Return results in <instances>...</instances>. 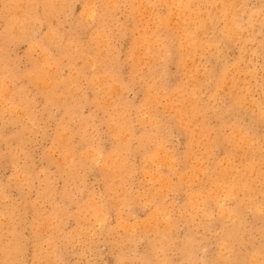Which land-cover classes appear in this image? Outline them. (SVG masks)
Listing matches in <instances>:
<instances>
[{
    "label": "rangeland",
    "instance_id": "rangeland-1",
    "mask_svg": "<svg viewBox=\"0 0 264 264\" xmlns=\"http://www.w3.org/2000/svg\"><path fill=\"white\" fill-rule=\"evenodd\" d=\"M51 1H53L52 5L50 4ZM137 1L138 3L140 2L139 3L140 6L137 3ZM191 1L190 3H188V0H183V2L186 3V6H185V3L182 2V0L181 1L179 0H163V1L162 0H135V1L134 0H62V1L61 0L60 1L59 0L58 1L57 0L55 1L54 0H43V1L42 0H1L0 1V16H2L0 17V44H1L0 45V51H1L0 52L1 53L0 54L1 56L0 57V66H1L0 67V77L2 76L0 78V89H1L0 90V96H1L0 97V264H16V263L17 264H47V263L48 264H141V263L142 264H158L160 261L164 262V260L167 262V264H184V263L185 264H188V263L196 264L197 262H198L197 264H202V263L203 264H208V263L209 264H238V262H242V264H253L254 260L256 261L254 262V264L255 263L264 264L263 262L264 260V255H263L264 253V246H263L264 245V237H263L264 236V227H263L264 226V216H263L264 214V204H263L264 203V188H262L264 187V167H263L264 159H262V157L264 158V150H262L264 149V142H263L264 141V120H263L264 113H262V110L264 112V106H263L264 104V21H263L264 20V0H244V1L241 0L240 2L239 0H232L234 1L233 2L234 4L239 3V6L238 4L236 5L237 8L236 6H234V4L232 5L231 0H229L230 3L228 0H226L228 5H224V4H227L226 1L222 2L221 0H219V2L221 1L220 3L218 2V0H203V1L202 0H191ZM199 1H202V2H199ZM205 1H206V4H205ZM169 2L171 3V5ZM45 3H47L48 5L46 4L45 6ZM192 3L194 5L196 3V5L194 6L195 8H193V5H189ZM200 3H202L203 5L202 4L200 5ZM207 3H209V5ZM215 3L218 5L217 7L214 5ZM31 5L33 7H31ZM64 5L65 6L67 5V6L65 7ZM136 5H138V7H136ZM47 6H51V7H47ZM240 6L241 7L244 6V7L241 9ZM175 7L180 8V10L174 9ZM204 7H207V9H205ZM47 8H49L48 10H52V11L48 12ZM136 8H139V9L137 10ZM212 8L215 10V12L218 10L215 13L216 16L215 14L213 15L214 10ZM187 9L189 10L190 15H188L189 13ZM204 9L207 11H205ZM28 10L30 12H28ZM37 10L38 11L42 10V11L38 12ZM237 10L239 11V13ZM13 11H15L14 13L16 14V16H14L15 14L13 13ZM194 11L197 14L198 12L200 13L197 15L196 13H194ZM251 12L254 13V15ZM168 13L170 14L168 15ZM176 13L178 17H176ZM183 13L184 14L186 13V14L182 15ZM205 13H207L206 14L207 19H206V15H204ZM140 14H143V16H141ZM25 15L27 17H25ZM92 15H95V16H92ZM102 15H103V18L101 17ZM193 15L195 16L193 17V20L194 19H197V20L192 21L191 18ZM8 16L10 20L12 21V24L14 23L10 29H9V26L11 22ZM167 16L170 18L167 19ZM187 16L188 18H186ZM250 16L253 20L250 19ZM255 16H257L256 19H254ZM260 16L262 17L261 19H260ZM21 17L24 19H22ZM181 17L182 19H179ZM203 17L206 21H204L203 19L200 20ZM34 18L35 19L37 18L36 21L34 20ZM163 18H165L164 21H163ZM245 18L250 19V20L247 21ZM17 19L19 20L17 21ZM41 19H43V21ZM97 19H99V21H97ZM100 19L101 20L104 19L101 22V24H100V21H101ZM157 20H159L160 22L157 23L158 22ZM171 20L172 22L174 21L173 24L174 26H177V28H174V27L172 28L173 25H172ZM203 21L204 23L208 22L207 23L208 26L205 24L207 28L204 27V23H202ZM222 21L223 23H221ZM18 22L19 23L21 22L20 25L22 26L18 25ZM154 22H156V24ZM197 22L199 23L201 22V23L199 24ZM191 24L192 25L196 24V25L192 26ZM197 24L199 25V27H197ZM23 25L24 26L27 25L26 28ZM251 25L253 28L251 27ZM222 26H224V28ZM226 27H227V30H226ZM229 27L231 29L234 28L233 29L234 31L230 30ZM254 28L255 30L252 33L251 30H253ZM176 29L178 30L176 31ZM208 29L210 30V32ZM221 29L223 31H221ZM201 31H203L202 32L203 35L202 33L201 34L199 33ZM228 31L229 33H226ZM147 32L150 34H148ZM174 32H175V35H174ZM176 32L177 34L178 33L180 34L179 37H177L178 35L176 34ZM186 33L187 35L190 34L188 37L192 38L190 39L192 41L188 40L187 39L188 37H185ZM196 33L199 35H195ZM233 33L234 34L237 33V34L234 35ZM11 34H14V35L12 37H9V35L11 36ZM143 34L145 35V37L148 36L147 37L148 40L147 38L143 37ZM252 34L253 36H251ZM5 37L6 38L8 37L9 39L8 38L5 39ZM204 37L206 39H204ZM149 38H151L152 40H150ZM170 38L171 40H169ZM178 38H180V40ZM214 38L215 40H213ZM196 39L198 41H196ZM182 40L186 43H184ZM202 40H203V43L201 45L199 41L202 42ZM144 41H146V44L144 43ZM163 41L165 42V44H163L164 43ZM193 41H195L196 43L193 44ZM134 42L135 44L137 43L136 44L137 48L134 45ZM147 42H150V43H147ZM105 43H106V47L104 45ZM103 47L105 48V50ZM208 48H211V49L209 50ZM189 49H190V53L195 54L193 55L195 58L190 57V55L192 54L187 53L189 52ZM193 49L194 50L197 49V50L194 51ZM43 50H46V52L44 51L43 53ZM60 50H63L62 53H59L61 52ZM82 50L83 52H81ZM212 50H214V53H211L213 52ZM84 51H86L87 54H84L85 53ZM146 53L148 54L145 55ZM46 54H49V55H46ZM137 55H139L140 59L137 57ZM42 57L44 59H42ZM85 57H88L89 59L90 58L91 59L89 60L88 58L86 59ZM134 57H137V59ZM40 58L41 60L37 62L38 59ZM93 58L95 60L91 61L93 60ZM150 58L151 60H149ZM102 59H105V60H102ZM138 60H139V63H138ZM49 61H50V65H49ZM102 61H104V63ZM88 62L89 63L93 62V63H90L91 64L90 66ZM184 62L186 63L184 64ZM196 62H197V65H195ZM225 62L227 63L225 64ZM40 63L44 65L42 66ZM134 63L136 64L134 65ZM107 64H110V65L107 66ZM139 64L140 65L143 64V65L139 66ZM200 64H201V67H200ZM229 64L231 66H229ZM131 65H133V67ZM49 67L51 69H48ZM181 68L183 69V71ZM224 68L226 69V72H225L226 74L224 73L225 71ZM11 69H13L12 72H11ZM238 69L239 70L242 69L240 70L241 72ZM92 70L95 73H92L93 72ZM98 70L101 72H99ZM103 70L106 71L105 72L106 74L104 73ZM134 70H136V72ZM13 71L15 72V74L13 73ZM72 72H73V76L75 77L77 76L76 78L72 76ZM184 72L186 74L185 76H184ZM196 72L197 73L199 72V73L197 74ZM30 73L33 76H31ZM79 73H82L84 75L79 74ZM224 74L225 76H223ZM238 74H240V76L237 78L236 75ZM79 75H81L82 77L84 76L85 78L83 77L84 79H82V77H78ZM94 75L96 78H94ZM105 76H108V78L106 77L108 80L105 78ZM111 76H112V79H111ZM190 76L194 78L191 79ZM215 76H217L216 79H215ZM226 76L228 77V79L226 78ZM117 77L119 80L117 79ZM219 77H221V80H219L220 79ZM223 77L224 79L222 81ZM41 78L44 83L41 81ZM231 78L234 81H232ZM240 78H242L240 80L241 82L238 80ZM101 79L103 80L101 81ZM104 79L107 80V82ZM65 80L67 84L65 83ZM191 80H193L194 82L192 83ZM39 81L42 83H40ZM96 81H98L99 83L97 82L96 84ZM103 81L106 83H104ZM224 81H226L228 85L224 83ZM38 82L40 84H38ZM45 82H47V84H45ZM198 82L199 84H197ZM219 82L221 83L223 82V85H221V83ZM231 82L234 84L233 86ZM34 83L35 85H33ZM92 83H93V86H92ZM200 83L202 84L200 85ZM217 83L219 84L218 86H217ZM37 84L39 85L38 87H37ZM44 84L45 86L47 85V88L49 87V90L46 89L44 91L43 88H46ZM72 84L75 86L76 90ZM115 84H117L118 86L120 85L121 86L118 87V86H115ZM154 84L155 85L157 84L156 85L157 89ZM57 85L58 87H56ZM105 85L109 88L106 89ZM64 86L66 88L69 87L67 88V91ZM195 86L196 88H194ZM219 86L223 88H218ZM1 87L5 89L2 90ZM117 87L120 89H118ZM180 87L182 88L183 92H186V91L189 92L187 94L188 96L186 95V93H184L185 95L184 96L182 94L183 93L182 90H178V89H181ZM100 88H101V91H100ZM217 88L219 90H217ZM241 88L242 89L244 88V89L242 90ZM6 89L8 90V92L9 91L10 92L6 93L7 92ZM71 89L73 91H71ZM94 89L97 90V93L95 92ZM238 89L240 91H238ZM108 90H109V95H112L110 97L107 92ZM153 90L155 91L154 93H153ZM3 91L5 93H3ZM147 91L149 92V94H147L148 93ZM174 91H177L179 94L177 95V92H174ZM190 91H194L193 93H195V95L192 94V92L190 93ZM215 91L217 92L215 93ZM158 92H159V95H158ZM243 92L244 93L246 92V94H244ZM9 95H11L10 97L11 99L9 97L6 98V96H9ZM193 95L195 96L196 99L190 98L191 96L194 97ZM50 96L52 97V99H55V100L52 101ZM167 96L168 97L170 96V99L167 98ZM173 96H175L176 98ZM183 96H184V99H183ZM241 96L243 98L245 96L246 97L243 99L241 98ZM145 97H147V99ZM171 97H172V100L174 99L173 101L175 103L171 100ZM232 97H234L236 101ZM4 98L7 99L6 102ZM83 98L85 101L83 100ZM149 98H151V100ZM246 98L247 99L249 98V100H247ZM49 99L51 100L49 101ZM104 100L105 101L107 100L106 101L107 103L104 102ZM187 100L188 102H186ZM238 100L240 102H237ZM168 101L170 102V105ZM100 102L101 104H99ZM123 102H125V104ZM179 102H181L183 105H178V104H181ZM1 103H4V104H1ZM172 103H173V106H172ZM22 104L24 106H22ZM190 104L192 106L194 104L195 105L192 107ZM196 104L198 105V109H197L198 111L196 110L197 108ZM239 104L241 105V107ZM13 105H16L15 111L13 110L14 109ZM20 105H21V109H20ZM114 106L116 108H114ZM177 106L180 108V111ZM189 106L190 108L192 107L193 110L191 109L189 110ZM171 107L173 108L171 109ZM184 108L188 110L187 112L189 113H186V111H184ZM149 109L150 110L152 109L151 112L149 111ZM178 111L182 113L181 114L182 116L180 115V113H178ZM202 112H204V114ZM174 113H176V115ZM20 115L23 116L22 119ZM175 116L177 119L175 118ZM192 116L194 118H192ZM225 116H227L228 118H225ZM258 116H261V117H258ZM180 117H181V120L185 119L186 121L188 120V122L186 121L184 122V120H182L184 124L183 122L180 123ZM202 117L205 120H203ZM191 118L194 120L192 121ZM119 120H120V125L118 124ZM222 120L223 122L226 121L225 123L226 124L228 123V126H226V124H224ZM160 125H162L163 128L162 126L159 127ZM221 125H222V129H221ZM229 125H231V127H229ZM165 126H166L167 131L165 129ZM183 126L184 127L187 126L188 129L190 128L189 129L190 132L189 130H187L186 127L181 128ZM232 127H234L233 129L235 130H233ZM115 128H117V131L115 130ZM121 128L122 129L124 128L126 131L124 129H123V132L119 131L121 130ZM154 128H156L157 130ZM168 128L170 129L168 130ZM205 128H207V131ZM61 129L64 131L65 134L63 133ZM202 129L204 130V132ZM217 129L218 130L220 129V132ZM183 131L185 132L187 131V133ZM60 132L62 136H60L61 135ZM163 132L165 134L161 136ZM205 132L207 134H205ZM214 132H216V134ZM234 132H235L236 137L232 135V133ZM203 134L207 136L205 137ZM219 134L221 136V139H220ZM239 134L240 135L242 134L241 135L242 138L240 137ZM247 134H248V137H247ZM197 135L199 137L201 136L202 137L199 138ZM213 135L216 138L213 139L212 138L214 137ZM250 135H251V138H250ZM122 136L123 137L125 136V137L122 138ZM145 136H147V140H145L146 139ZM65 138L67 141L65 140ZM120 139H122L123 141ZM215 139L216 140L218 139V140L215 141ZM190 140L193 142H191ZM201 140L202 142L199 143ZM206 141L207 143H209V145L205 143ZM225 141L227 144H225ZM236 141H237V145H236ZM246 144L248 145L249 148L246 146ZM214 145L218 146V149ZM231 145L233 146V149ZM142 146H145V147H142ZM202 146H205L203 147L204 150L202 149ZM240 147H241V150L239 151ZM140 148H142L143 150ZM209 148L211 149V151ZM224 148L226 149V151ZM114 149H116L117 151ZM145 149H146V152H145ZM188 149L191 151V154L189 153L190 151ZM234 149L236 152L234 151ZM259 149H261L262 151ZM230 151L233 153L231 154ZM62 152L63 153L65 152V153L63 154ZM86 152L87 153L92 152L93 155L91 154L89 156V157L92 156L91 159H89ZM206 152L208 155L206 154ZM110 153L111 155H109ZM143 153L144 154L146 153V154L144 155ZM252 153L256 157L254 156L253 158ZM97 154H99L100 157H98ZM205 154L208 156V158ZM245 154H246V157L244 156ZM151 155L153 157H151ZM26 156L27 157L30 156V157L27 158ZM83 156L86 157V159L82 158ZM222 156L224 159L222 158ZM112 157L113 158L115 157L116 160H118V161L115 160L118 165L116 164L114 159H111ZM168 157H170L169 161L171 163L167 161ZM65 158H67L65 161L67 164L64 162ZM258 158H259V161H258ZM156 159L157 160L160 159V160L157 161ZM147 160L149 161V163ZM145 161L149 165L146 164ZM221 161L222 163H224V165L221 163ZM214 162L216 164H213ZM217 162L219 163L217 164ZM112 163L116 165L113 164L114 166H110L112 165ZM171 164H175L173 165V168ZM227 164L230 166L228 167ZM233 164L235 165L234 167H233ZM219 165L221 168L219 167ZM242 165L244 168L241 167ZM245 165L248 167H246ZM124 167L125 168L127 167L129 169L127 168L125 169ZM224 167H226V169H224ZM89 168L91 169L89 170ZM103 169L104 170L106 169L105 171L108 173V175L105 174L106 172L104 173ZM234 169L235 171H232ZM239 169H241L245 173L244 177L242 176L244 174ZM129 170L133 172L131 173ZM109 171H111L112 173H109ZM115 171H116V174L114 173ZM228 172L231 173V175ZM239 172L242 174H240ZM246 172H248L247 175H246ZM117 173L118 174L120 173L119 176ZM214 174H217L216 175L217 178H214ZM233 174H234V177H233ZM182 175L184 177H182ZM164 177H167V179L164 180ZM168 177H171V178H168ZM186 177H188V179H186ZM189 177H191V179ZM110 178L111 179L114 178L113 179L114 181L112 180L113 182H111ZM160 178L163 182L160 180V183H159L158 181ZM218 178H222V179L220 180ZM239 178L240 179L242 178V179L239 180ZM204 179H205V182L207 179L206 184L208 186L205 184ZM183 180L185 181V186L183 184L184 183ZM188 180L190 181L189 183H188ZM209 180L210 181L212 180L213 182L210 183ZM166 181H169L168 182L169 185L167 184ZM219 181L222 185L223 184H226V185H223L222 187L221 184L218 183ZM223 181L224 183H222ZM242 181L245 182L246 184L243 183ZM249 182L250 183L254 182V183L250 184ZM164 183H166V185ZM176 184L177 186H175ZM161 185L162 186L165 185V186L162 187ZM214 185L218 187L216 188V186L214 187ZM210 186H212L211 189H209ZM234 186L236 189L234 188ZM109 188H110V191L108 190ZM214 188H216L217 190ZM218 188H219V191H218ZM230 188L232 191H230ZM213 189L215 190L216 193L213 192L214 191ZM236 190L237 192L238 191L239 192L238 193L236 192L237 194H234ZM158 191L160 192V195L157 194L159 193ZM243 191L245 192L247 191V193L245 194V192ZM154 193H155V197H153ZM210 193L213 195L214 193L215 195L217 193L219 194L216 196L217 198H220V200L217 199L220 204L215 203L216 199H214V197H212L213 195H211ZM248 193L249 194L252 193V194L248 195ZM208 195L211 196L209 197V199L211 198L210 200H208ZM242 195L244 196L242 197ZM160 196H162V198ZM231 196H234V197H231ZM150 197H152V199ZM199 197L201 198V200ZM229 197H230V202L228 200ZM238 198L240 199V201L238 200ZM190 199L197 201V202L196 201L192 202L196 207L193 204L192 205L194 207L193 208L191 207L192 205H191ZM246 199H249V200L253 199V200L249 201ZM206 202L207 203L209 202L211 206L209 205V203L207 204ZM195 203L197 205L199 203V205L197 206ZM224 203H226L227 205L226 204L224 205ZM234 206H235V211H234ZM89 207H92L95 210L94 209L92 210L91 208L89 209ZM197 207L199 208V211L197 210L198 209ZM207 207L208 209H205ZM221 207L222 208L224 207V208L222 209ZM194 209L196 210L197 213L198 212L199 213L197 214L196 212H193L195 211ZM254 209L255 210L258 209L256 210V213H254L255 212ZM260 209H262L263 211L262 212L259 211ZM155 210H157L160 213V215L161 214L162 215L161 216L159 215L160 217L157 216V214L159 213ZM188 210H192V211H188ZM102 212L105 215H103ZM229 212H230L229 214L230 218L227 216H225L226 217L225 218L223 215H228ZM192 213L195 214V217H193L194 215ZM95 214H99V215H95ZM150 215L152 216L150 217ZM234 215L236 216L234 217ZM189 216L191 219L188 218ZM161 217L163 220L160 219ZM231 218L233 219L231 220ZM259 218H261V220ZM150 219L152 220V222L150 221ZM154 220L155 222L153 223ZM160 220L163 222L161 223ZM243 221H245V223ZM60 222L64 224L62 225ZM156 222L158 224L159 223L161 224V225L159 224V228H157L158 225L155 224ZM171 222L174 224H171ZM261 222H263V224ZM166 223L168 224V227L165 226L167 225ZM204 223H205V226L202 225ZM171 225L173 227H170ZM207 225L209 227H207ZM150 226H151V229H150ZM161 226L163 229L161 228ZM145 227H147V229H145ZM152 227H154L155 229ZM228 227L230 229L232 228L231 231L230 229H228ZM224 230L225 232L226 231L227 232L224 233ZM168 231L170 232V234ZM145 234H148V235H145ZM160 234L163 235V237ZM218 234H219V237H218ZM143 235L145 236L143 237ZM154 235L155 237H153ZM157 235L160 238H158ZM151 237H153L154 240L158 241V243L155 241V244H159V243L162 244V245H158V247H156L157 245H155V247L159 250H156V248L154 247V240H151L153 239ZM162 239L163 240L169 239L170 241L169 240L168 241L170 242L171 245H169L168 241H163ZM255 239H257L259 243L255 242ZM193 240L197 247L196 246L194 247L195 244L192 242ZM234 241H235V244L231 246L230 244H233ZM165 242H167L166 243L167 245L164 244ZM229 242H230L229 244L230 246L226 245ZM261 244L263 247L261 246ZM189 246L191 248H189ZM235 246L236 247L238 246V247L236 248ZM152 247L154 249H152ZM182 247H183L184 253L183 251H181ZM240 247L242 249H240ZM253 247L254 249H252ZM10 249L13 252H11L9 255ZM191 249L192 251L190 252ZM226 251L228 252L230 251V253ZM242 252H243V255L245 256L242 255L241 257V255L239 254H242ZM155 253H157V255H155ZM181 253H183L184 255L183 254L181 255ZM187 253L188 255L185 256V254ZM189 253H191V255ZM218 255L219 256L221 255L220 260H219ZM248 256H251V257H248ZM262 256L263 258L261 259ZM146 257H148V260L146 259ZM239 257H240V260H239ZM256 257L257 258L259 257V260ZM3 258H8V260H5ZM221 258L222 260L224 259L225 261L227 260L228 261L227 262H225L224 260L221 261ZM232 258L234 260L230 262ZM250 258H252L253 260ZM158 259H160L159 262H158ZM9 260H14V261H9ZM192 260L194 262L197 260L198 261L194 263Z\"/></svg>",
    "mask_w": 264,
    "mask_h": 264
},
{
    "label": "bare ground",
    "instance_id": "bare-ground-1",
    "mask_svg": "<svg viewBox=\"0 0 264 264\" xmlns=\"http://www.w3.org/2000/svg\"><path fill=\"white\" fill-rule=\"evenodd\" d=\"M0 1H1V0H0ZM42 1H43V0H42ZM54 1H55V0H54ZM57 1H58V0H57ZM59 1H60V0H59ZM61 1H62V0H61ZM134 1H135V0H134ZM162 1H163V0H162ZM179 1H181V0H179ZM190 1H191V0H188V3H190ZM202 1H203V0H202ZM202 1H199V2H202ZM221 1H222V2H225L226 0H221ZM221 1H220V2H221ZM228 1H229V0H228ZM231 1H232V0H231ZM240 1H241V0H239V2H240ZM243 1H244V0H243ZM52 2H53V1H51V3H50L51 5H52ZM156 2H157V1H156ZM171 2H172V1H171ZM182 2H183V0H182ZM185 2H187V1H185ZM185 2H183V3H185ZM191 2H193V1H191ZM209 2H210V1H209ZM216 2H217V1H216ZM218 2H219V0H218ZM220 2H219V3H220ZM233 2H234V1L231 2L232 5L234 4ZM236 2H237V1H236ZM25 3H26V2H25ZM28 3H29V2H28ZM30 3H31V2H30ZM32 3H33V2H32ZM58 3H59V2H58ZM132 3H133V1H132ZM137 3H138V1H137ZM139 3H140V2H139ZM139 3H138V4H139ZM169 3H170V2H169ZM226 3H227V1H226ZM229 3H230V1H229ZM4 4H5V2H4ZM6 4H7V3H6ZM37 4H38V3H37ZM46 4H47V3H45V6H46ZM48 4H49V2H48ZM48 4H47V5H48ZM112 4H113V3H112ZM141 4H142V3H141ZM147 4H149V3H147ZM177 4H178V3H177ZM201 4H202V3H200V5H201ZM205 4H206V1H205ZM205 4H204V5H205ZM207 4L209 5V3H207ZM237 4H238V6H239V3H237ZM237 4H234V6H236ZM25 5H26V4H25ZM33 5H34V4H33ZM54 5H55V4H54ZM54 5H53V6H54ZM59 5H60V4H59ZM118 5H119V4H118ZM150 5H151V4H150ZM163 5H164V4H163ZM163 5H162V6H163ZM170 5H171V3H170ZM180 5H181V4H180ZM189 5H193V8H195L194 6L196 5V3H195V5H194L193 3H192V4H189ZM189 5H188V6H189ZM202 5H203V4H202ZM214 5H215L216 7L218 6L216 3H215ZM224 5H228V3H227V4H224ZM5 6H6V5H5ZM36 6H37V5H36ZM53 6H52V7H53ZM64 6H65V5H64ZM66 6H67V5H66ZM66 6H65V7H66ZM131 6H132V5H131ZM139 6H140V4H139ZM152 6H153V5H152ZM173 6H174V5H173ZM173 6H172V7H173ZM177 6H178V5H177ZM177 6H176V7H177ZM185 6H186V3H185ZM6 7H7V6H6ZM31 7H33V6L31 5ZM34 7H35V6H34ZM47 7H51V6H47ZM68 7H69V6H68ZM136 7H138V5H136ZM147 7H148V6H147ZM172 7H170V8H172ZM176 7H175L174 9H178V10H180V8H176ZM178 7H179V6H178ZM189 7H190V6H189ZM191 7H192V6H191ZM200 7H201V6H200ZM200 7H199V8H200ZM207 7H208V6H207ZM207 7H204V8L207 9ZM212 7H213V6H212ZM229 7H230V6H229ZM229 7H228V9H229ZM243 7H244V6H243ZM243 7L240 6L241 9H242ZM24 8H25V7H24ZM53 8H54V7H53ZM53 8H52V9H53ZM69 8H70V7H69ZM91 8H92V7H91ZM155 8H156V7H155ZM182 8H183V7H182ZM231 8H232V7H231ZM236 8H237V6H236ZM260 8H261V7H260ZM27 9H28V8H27ZM29 9H30V8H29ZM31 9H32V8H31ZM44 9H45V8H44ZM48 9H49V8H47V10H48ZM62 9H63V7H62ZM116 9H117V8H116ZM136 9L138 10L139 8H136ZM153 9H154V7H153ZM168 9H169V8H168ZM188 9H189V8H188ZM188 9H187V10H188ZM205 9H204V10H205ZM210 9H211V8H210ZM212 9H213V8H212ZM216 9H217V8H216ZM226 9H227V8H226ZM238 9H239V8H238ZM4 10H5V9H4ZM57 10H58V9H57ZM68 10H70V9H68ZM132 10H133V9H132ZM132 10H131V11H132ZM144 10H145V9H144ZM169 10H170V9H169ZM184 10H185V9H184ZM200 10H201V9H200ZM213 10H214V9H213ZM219 10H220V8H219ZM15 11H16V10H15ZM15 11H13V13H14ZM37 11H38V10H37ZM39 11L41 12L42 10H39ZM39 11H38V12H39ZM50 11H52V10H48V12H50ZM71 11H72V10H71ZM89 11H90V10H89ZM102 11H103V10H102ZM102 11H101V12H102ZM151 11H152V10H151ZM167 11H168V10H167ZM171 11H172V9H171ZM181 11H183V10H181ZM191 11H193V10H191ZM195 11H197V10H195ZM195 11H194V13H196ZM198 11H199V9H198ZM201 11H202V10H201ZM205 11H207V10H205ZM217 11H218V10H217ZM217 11H216V12H217ZM224 11H225V9H224ZM237 11H238V10H237ZM237 11H236V12H237ZM20 12H21V11H20ZM23 12H24V11H23ZM28 12H30V11L28 10ZM132 12H133V11H132ZM141 12H142V11H141ZM141 12H140V13H141ZM213 12H214V13H213V15H214L216 12H215V10H214ZM230 12H231V10H230ZM232 12H233V11H232ZM236 12H235V13H236ZM21 13H22V12H21ZM33 13H34V12H33ZM42 13H43V12H42ZM46 13H47V12H46ZM52 13H53V12H52ZM142 13H143V12H142ZM144 13H145V11H144ZM154 13H155V12H154ZM188 13H189L188 15H190L189 10H188ZM199 13H200V12H198V14H199ZM202 13H203V12H202ZM207 13H208V12H207ZM207 13H205L204 15H206ZM211 13H212V11H211ZM238 13H239V11H238ZM251 13H252V12H251ZM256 13H257V12H256ZM14 14H15V13H14ZM18 14H19V13H18ZM28 14H29V13H28ZM37 14H38V13H37ZM91 14H92V13H91ZM102 14H103V13H102ZM165 14H166V13H165ZM169 14H170V13H168V15H169ZM174 14H175V13H174ZM185 14H186V13H185ZM185 14L183 13L182 15H185ZM196 14H197V13H196ZM198 14H197V15H198ZM228 14H229V13H228ZM231 14H232V13H231ZM252 14L254 15V13H252ZM258 14H259V13H258ZM5 15H6V14H5ZM34 15H35V14H34ZM100 15H101V14H100ZM133 15H134V14H133ZM140 15L143 16V14H140ZM140 15H139V16H140ZM150 15H151V14H150ZM182 15H181V16H182ZM218 15H219V14H218ZM226 15H227V14H226ZM253 15H252V16H253ZM12 16H13V14H12ZM14 16H16V14H15ZM22 16H23V15H22ZM30 16H31V15H30ZM35 16H36V15H35ZM42 16H43V15H42ZM42 16H41V17H42ZM92 16H95V15H92ZM139 16H137V17H139ZM151 16H152V15H151ZM170 16H171V15H170ZM200 16H201V15H200ZM215 16H216V14H215ZM0 17H2V16H0ZM5 17H6V16H5ZM17 17H18V16H17ZM25 17H27V16L25 15ZM31 17H32V16H31ZM72 17H73V16H72ZM101 17L103 18V15H102ZM116 17H117V16H116ZM144 17H145V16H144ZM154 17H155V15H154ZM165 17H166V16H165ZM173 17H174V16H173ZM176 17H178V16H177V13H176ZM182 17H183V16H182ZM182 17L179 18V19H182ZM193 17H195V16L193 15L192 18H191V16H190V18L192 19V21L197 20V19H194V20H193ZM196 17H197V16H196ZM233 17H234V16H233ZM240 17H241V16H240ZM247 17H248V15H247ZM247 17H246V18H247ZM256 17H257V16H255L254 19H256ZM8 18H9V16H8ZM11 18H12V17H11ZM18 18H19V17H18ZM21 18H22V17H21ZM48 18H49V17H48ZM99 18H100V16H99ZM149 18H150V17H149ZM157 18H158V17H157ZM168 18H170V17L167 16V19H168ZM186 18H188V16H187ZM199 18H200V17H199ZM199 18H198V19H199ZM209 18H210V17H209ZM218 18H219V17H218ZM224 18H225V17H224ZM246 18H245V19H246ZM261 18H262V17L260 16V19H261ZM14 19H15V18H14ZM22 19H24V18H22ZM26 19H28V18H26ZM29 19H31V18H29ZM36 19H37V18H36ZM36 19L34 18L35 21H36ZM39 19H40V18H39ZM49 19H50V18H49ZM151 19H153V18H151ZM151 19H150V20H151ZM158 19H159V18H158ZM167 19H166V20H167ZM177 19H178V18H177ZM183 19H184V18H183ZM202 19H203L204 21H206V20L204 19V17L201 18L200 20H202ZM206 19H207V15H206ZM229 19H230V18H229ZM241 19H242V18H241ZM250 19H252L251 16H250ZM250 19H246V20L248 21V20H250ZM9 20H10V18H9ZM18 20H19V19H17V21H18ZM34 20H33V21H34ZM41 20L43 21V19H41ZM100 20H101V19H100ZM103 20H104V19H103ZM103 20L100 21V24H101V22H102ZM116 20H117V19H116ZM161 20H162V19H161ZM164 20H165V18H163V21H164ZM174 20H175V19H174ZM200 20H199V21H200ZM215 20H216V19H215ZM227 20H228V19H227ZM232 20H233V19H232ZM232 20H231V21H232ZM252 20H253V19H252ZM14 21H15V20H14ZM14 21H13V22H14ZM45 21H46V20H45ZM97 21H99V19H97ZM155 21H156V20H155ZM157 21H158L157 23L160 22L159 20H157ZM167 21H168V20H167ZM189 21H190V20H189ZM204 21H203L202 23H204ZM220 21H221V20H220ZM229 21H230V20H229ZM238 21H239V20H238ZM263 21H264V20H263ZM10 22H11V23H10L9 29H10L11 26L14 24V23L12 24V21H11V20H10ZM82 22H83V21H82ZM104 22H105V21H104ZM171 22H172V20H171ZM173 22H174V21H173ZM173 22H172V25H173L172 28H173V27H174V28H177V26H174ZM181 22H182V21H181ZM184 22H185V20H184ZM187 22H188V21H187ZM233 22H234V21H233ZM15 23H16V22H15ZM20 23H21V22H20ZM20 23L18 22V25H20ZM23 23H24V22H23ZM97 23H98V22H97ZM154 23L156 24V22H154ZM166 23H167V22H166ZM195 23H196V22H195ZM197 23H199V22H197ZM200 23H201V22H200ZM200 23H199V24H200ZM207 23H208V22L204 23V27H205V28H207V27L205 26V24L207 25ZM221 23H223V21H222ZM231 23H232V22H231ZM261 23H262V22H261ZM7 24H8V23H7ZM16 24H17V23H16ZM16 24H15V25H16ZM29 24H30V23H29ZM177 24H178V23H177ZM177 24H176V25H177ZM209 24H210V23H209ZM227 24H228V23H227ZM8 25H9V24H8ZM15 25H14V26H15ZM27 25H28V24H27ZM27 25H26V26H27ZM170 25H171V24H170ZM191 25H192V24H191ZM193 25H196V24H193ZM193 25H192V26H193ZM223 25H224V24H223ZM225 25H226V24H225ZM243 25H244V24H243ZM16 26H17V25H16ZM20 26H22V25H20ZM20 26H19V27H20ZM23 26H24V25H23ZM26 26H24V27L26 28ZM156 26H157V25H156ZM160 26H161V25H160ZM166 26H167V25H166ZM186 26H187V25H186ZM192 26H191V27H192ZM200 26H201V25H200ZM207 26H208V25H207ZM256 26H257V25H256ZM258 26H259V25H258ZM167 27H168V26H167ZM167 27H166V28H167ZM197 27H199L198 24H197ZM202 27H203V26H202ZM222 27L224 28V26H222ZM234 27H235V25H234ZM251 27H252V25H251ZM7 28H8V27H7ZM14 28H15V27H14ZM17 28H18V27H17ZM162 28H163V27H162ZM166 28H165V29H166ZM181 28H183V27H181ZM229 28H230V27H229ZM229 28H228V30H229ZM238 28H239V27H238ZM248 28H249V27H248ZM252 28H253V27H252ZM9 29H7V30H9ZM15 29H16V28H15ZM15 29H14V30H15ZM38 29H39V28H38ZM74 29H75V28H74ZM76 29H77V28H76ZM85 29H87V28H85ZM96 29H97V28H96ZM197 29H198V28H197ZM197 29H196V30H197ZM233 29H234V28H232V29L230 28V30L234 31ZM236 29H237V28H236ZM245 29H246V28H245ZM250 29H251V28H250ZM250 29H249V30H250ZM4 30H5V29H4ZM18 30H19V29H18ZM72 30H73V28H72ZM98 30H99V29H98ZM98 30H96V31H98ZM166 30H167V29H166ZM174 30H175V29H174ZM177 30H178V29H176V31H177ZM203 30H204V29H203ZM208 30H209V29H208ZM226 30H227V27H226ZM226 30H225V31H226ZM238 30H239V29H238ZM240 30H241V29H240ZM249 30H248V31H249ZM254 30H255V28H254L253 30H251L252 33L254 32ZM16 31H17V30H16ZM22 31H23V30H22ZM24 31H25V30H24ZM75 31H76V30H75ZM119 31H120V30H119ZM141 31H142V30H141ZM150 31H151V29H150ZM169 31H170V30H169ZM212 31H213V30H212ZM221 31H223V30L221 29ZM6 32H7V31H6ZM19 32H20V31H19ZM28 32H29V31H28ZM116 32H117V31H116ZM144 32H145V31H144ZM159 32H160V31H159ZM170 32H171V31H170ZM183 32H184V30H183ZM202 32H203V31H201V32H199V33L201 34ZM207 32H208V31H207ZM207 32H206V33H207ZM209 32H210V30H209ZM230 32H231V31H230ZM242 32H243V31H242ZM249 32H250V31H249ZM9 33H10V32H9ZM12 33H13V32H12ZM24 33H25V32H24ZM145 33H146V32H145ZM147 33H148V32H147ZM154 33H155V32H154ZM167 33H168V31H167ZM167 33H166V34H167ZM181 33H182V32H181ZM190 33H191V32H190ZM223 33H224V32H223ZM226 33H229V31L226 32ZM238 33H239V32H238ZM16 34H17V33H16ZM40 34H41V33H40ZM123 34H124V32H123ZM148 34H150V33H148ZM156 34H157V33H156ZM171 34H172V33H171ZM176 34H177V32H176ZM224 34H225V33H224ZM224 34H222V35H224ZM230 34H231V33H230ZM233 34H234V33H233ZM236 34H237V33H235L234 35H236ZM241 34H242V33H241ZM13 35H14V34H11V36L9 35V37H12ZM28 35H29V34H28ZM114 35H115V34H114ZM120 35H121V33H120ZM141 35H142V34H141ZM146 35H147V34H146ZM174 35H175V32H174ZM177 35H178L177 37H179L180 34L178 33ZM185 35H186L185 37H188L190 34L187 35V33H186ZM192 35H193V34H192ZM195 35H199V34L196 33ZM202 35H203V33H202ZM204 35H205V34H204ZM231 35H232V34H231ZM231 35H230V36H231ZM5 36H7V35H5ZM16 36H17V35H16ZM16 36H15V37H16ZM18 36H19V34H18ZM122 36H123V35H122ZM170 36H171V35H170ZM172 36H173V35H172ZM182 36H184V35H182ZM232 36H233V35H232ZM251 36H253V34H252ZM251 36H250V37H251ZM21 37H22V36H21ZM143 37H145L144 34H143ZM143 37H142V39H143ZM147 37H148V36H147ZM147 37H145V38H147ZM160 37H161V36H160ZM191 37H192V36H191ZM200 37H201V35H200ZM205 37H206V36H205ZM205 37H204V39H206ZM215 37H216V36H215ZM225 37H226V36H225ZM235 37H236V36H235ZM7 38H8V37H7ZM7 38L5 37V39H7ZM13 38H14V37H13ZM117 38H118V37H117ZM195 38H196V37H195ZM218 38H219V37H218ZM221 38H222V37H221ZM240 38H241V36H240ZM261 38H263V37H261ZM8 39H9V38H8ZM91 39H92V38H91ZM139 39H140V38H139ZM149 39L152 40L151 38H149ZM178 39L180 40V38H178ZM183 39H184V37H183ZM187 39L190 40V39H192V38L188 37ZM187 39H186V40H187ZM233 39H234V38H233ZM242 39H243V38H242ZM29 40H30V39H29ZM92 40H93V39H92ZM147 40H148V38H147ZM150 40H149V41H150ZM158 40H159V39H158ZM169 40H171V38H170ZM186 40H185V41H186ZM193 40H194V39H193ZM213 40H215V38H214ZM221 40H222V39H221ZM225 40H226V39H225ZM240 40H241V39H240ZM31 41H32V40H31ZM159 41H160V40H159ZM173 41H174V39H173ZM182 41H183V40H182ZM190 41H192V40H190ZM196 41H198V40L196 39ZM209 41H210V40H209ZM218 41H219V40H218ZM25 42H26V41H25ZM77 42H78V41H77ZM160 42H161V41H160ZM163 42H164V41H163ZM183 42H184V41H183ZM214 42H215V41H214ZM237 42H238V41H237ZM21 43H22V42H21ZM102 43H103V42H102ZM144 43L146 44V41H144ZM147 43H150V42H147ZM184 43H186V42H184ZM194 43H196V42L193 41V44H194ZM199 43H201V45H202L203 40H202V42L199 41ZM226 43H227V42H226ZM238 43H239V42H238ZM69 44H70V43H69ZM85 44H86V43H85ZM93 44H94V43H93ZM136 44H137V43H136ZM136 44H135V42H134V45H135V46H136ZM163 44H165V42H164ZM180 44H181V43H180ZM241 44H242V43H241ZM0 45H1V44H0ZM64 45H65V44H64ZM104 45H105V47H106V43H105ZM104 45H103V46H104ZM148 45H149V44H148ZM150 45H151V44H150ZM182 45H183V44H182ZM195 45H196V44H195ZM198 45H199V44H198ZM203 45H204V44H203ZM205 45H206V44H205ZM223 45H224V44H223ZM92 46H93V45H92ZM98 46H100V45H98ZM110 46H111V45H110ZM158 46H159V45H158ZM170 46H171V45H170ZM192 46H193V45H192ZM199 46H200V45H199ZM206 46H207V45H206ZM219 46H221V45H219ZM61 47H62V46H61ZM69 47H70V46H69ZM132 47H133V46H132ZM139 47H140V46H139ZM141 47H142V46H141ZM144 47H145V46H144ZM149 47H150V46H149ZM179 47H180V46H179ZM207 47H208V46H207ZM209 47H210V46H209ZM213 47H214V46H213ZM213 47H212V48H213ZM215 47H216V46H215ZM222 47H223V46H222ZM243 47H244V45H243ZM247 47H248V46H247ZM249 47H250V46H249ZM65 48H66V47H65ZM71 48H72V47H71ZM76 48H77V47H76ZM94 48H95V47H94ZM103 48H104V47H103ZM108 48H109V47H108ZM136 48H137V46H136ZM147 48H148V47H147ZM147 48H146V50H147ZM171 48H172V47H171ZM182 48H183V47H182ZM185 48H186V47H185ZM188 48H189V47H188ZM201 48H202V46H201ZM241 48H242V47H241ZM45 49H46V48H45ZM47 49H48V48H47ZM72 49H73V48H72ZM81 49H82V48H81ZM168 49H170V48H168ZM180 49H181V48H180ZM204 49H205V48H204ZM206 49H207V48H206ZM208 49L210 50L211 48H208ZM214 49H216V48H214ZM225 49H226V48H225ZM225 49H224V50H225ZM48 50H49V49H48ZM91 50H92V49H91ZM97 50H98V49H97ZM102 50H103V49H102ZM104 50H105V48H104ZM108 50H109V49H108ZM163 50H164V49H163ZM163 50H162V51H163ZM178 50H179V49H178ZM181 50H182V49H181ZM186 50H187V49H186ZM193 50H194V49H193ZM195 50H197V49H195ZM195 50H194V51H195ZM246 50H247V49H246ZM246 50H245V51H246ZM248 50H249V48H248ZM252 50H253V49H252ZM44 51L46 52V50H43V53H44ZM60 51H61V52H59V53H62L63 50H60ZM64 51H65V50H64ZM130 51H131V50H130ZM162 51H161V52H162ZM184 51H185V50H184ZM191 51H192V50H191ZM201 51H202V50H201ZM212 51H213V52H211V53H214V50H212ZM0 52H1V51H0ZM41 52H42V51H41ZM48 52H49V51H48ZM48 52H47V53H48ZM77 52H79V51H77ZM81 52H83V50H82ZM84 52H85L84 54H87L86 51H84ZM90 52H91V51H90ZM94 52H95V51H94ZM105 52H106V51H105ZM107 52H108V51H107ZM147 52H148V51H147ZM202 52H203V51H202ZM11 53H12V52H11ZM43 53H42V54H43ZM68 53H70V52H68ZM74 53H75V52H74ZM96 53H97V52H96ZM132 53H133V51H132ZM170 53H171V52H170ZM170 53H169V54H170ZM183 53H184V52H183ZM183 53H182V54H183ZM187 53H190V49H189V52H187ZM194 53H196V52H194ZM218 53H219V52H218ZM226 53H227V52H226ZM0 54H1V53H0ZM49 54H50V53H49ZM49 54H46V55H49ZM65 54H66V53H65ZM65 54H64V55H65ZM79 54H80V53H79ZM88 54H89V53H88ZM97 54H98V53H97ZM147 54H148V53H146L145 55H147ZM163 54H164V53H163ZM166 54H167V53H166ZM179 54H180V53H179ZM190 54H192V55H190V57H192V58L194 57L193 55H195V54H193V53H190ZM198 54H199V53H198ZM51 55H52V54H51ZM82 55H83V53H82ZM98 55H99V54H98ZM110 55H112V54H110ZM150 55H151V54H150ZM177 55H178V54H177ZM215 55H216V53H215ZM6 56H7V55H6ZM71 56H72V55H71ZM76 56H78V55H76ZM89 56H90V55H89ZM106 56H107V55H106ZM132 56H133V55H132ZM179 56H180V55H179ZM181 56H182V55H181ZM220 56H221V55H220ZM227 56H228V55H227ZM0 57H1V56H0ZM2 57H3V56H2ZM31 57H32V56H31ZM50 57H51V56H50ZM68 57H69V56H68ZM115 57H116V56H115ZM137 57L139 58V55H137ZM137 57H134V58L137 59ZM143 57H144V56H143ZM146 57H147V56H146ZM150 57H151V56H150ZM182 57H183V56H182ZM190 57H189V58H190ZM201 57H202V56H201ZM6 58H7V57H6ZM48 58H49V57H48ZM85 58L87 59L88 57H85ZM95 58H96V57H95ZM101 58H102V57H101ZM103 58H104V57H103ZM110 58H111V57H110ZM134 58H133V59H134ZM192 58H191V59H192ZM194 58H195V57H194ZM42 59H44V58L42 57ZM49 59H50V58H49ZM71 59H72V58H71ZM79 59H80V58H79ZM88 59H89V58H88ZM90 59H91V58H90ZM90 59H89V60H90ZM96 59H97V58H96ZM108 59H109V58H108ZM114 59H115V58H114ZM129 59H131V58H129ZM139 59H140V58H139ZM143 59H144V58H143ZM147 59H148V58H147ZM147 59H146V60H147ZM180 59H181V58H180ZM191 59H190V60H191ZM1 60H3V59H1ZM31 60H32V59H31ZM39 60H41V58L38 59L37 62H39ZM94 60H95V59L93 58V60H91V61H94ZM102 60H105V59H102ZM149 60H151V58H150ZM149 60H148V61H149ZM169 60H171V59H169ZM193 60H194V59H193ZM195 60H196V59H195ZM220 60H221V59H220ZM53 61H54V59H53ZM83 61H84V60H83ZM97 61H98V60H97ZM114 61H115V60H114ZM122 61H123V60H122ZM132 61H133V60H132ZM135 61H137V60H135ZM135 61H134V62H135ZM156 61H157V60H156ZM183 61H184V60H183ZM183 61H182V63H183ZM186 61H187V60H186ZM197 61H198V60H197ZM45 62H46V61H45ZM45 62H44V63H45ZM102 62L104 63V61H102ZM123 62H124V61H123ZM179 62H180V61H179ZM203 62H204V61H203ZM237 62H238V61H237ZM41 63H42V62H41ZM41 63H40V64H41ZM46 63H47V62H46ZM52 63H53V62H52ZM86 63H87V62H86ZM88 63H89V62H88ZM90 63H93V62H90ZM90 63H89V64H90ZM106 63H107V62H106ZM131 63H132V62H131ZM138 63H139V60H138ZM141 63H142V62H141ZM145 63H146V61H145ZM159 63H160V62H159ZM185 63H186V62H184V64H185ZM188 63H190V62H188ZM218 63H219V62H218ZM226 63H227V62H225V64H226ZM40 64H39V65H40ZM47 64H48V63H47ZM47 64H46V65H47ZM57 64H58V62H57ZM97 64H98V62H97ZM97 64H96V66H97ZM100 64H101V62H100ZM100 64H99V66H100ZM132 64H133V63H132ZM135 64H136V63H134V65H135ZM147 64H148V63H147ZM225 64H224V65H225ZM235 64H236V63H235ZM41 65H42V64H41ZM43 65H44V64H43ZM43 65H42V66H43ZM49 65H50V61H49ZM52 65H53V64H52ZM87 65H88V64H87ZM94 65H95V64H94ZM102 65H103V64H102ZM108 65H110V64H107V66H108ZM137 65H138V64H137ZM141 65H143V64H141ZM141 65L139 64V66H141ZM195 65H197V62H196ZM34 66H35V64H34ZM56 66H57V65H56ZM65 66H66V65H65ZM85 66H86V65H85ZM90 66H91V64H90ZM103 66H104V65H103ZM131 66L133 67V65H131ZM169 66H170V65H169ZM187 66H189V65H187ZM187 66H185V67H187ZM193 66H194V65H193ZM198 66H199V65H198ZM198 66H197V67H198ZM227 66H228V65H227ZM229 66H231V65L229 64ZM235 66H237V65H235ZM0 67H1V66H0ZM2 67H3V66H2ZM45 67H47V66H45ZM45 67H44V68H45ZM50 67H51V66H50ZM50 67H49L48 69H51ZM86 67H87V66H86ZM101 67H102V66H101ZM109 67H110V66H109ZM144 67H145V66H144ZM182 67H183V66H182ZM200 67H201V64H200ZM204 67H205V65H204ZM233 67H234V66H233ZM238 67H239V66H238ZM33 68H34V67H33ZM94 68H95V67H94ZM104 68H105V67H104ZM135 68H136V67H135ZM210 68H211V67H210ZM226 68H227V67H226ZM228 68H229V67H228ZM236 68H237V67H236ZM240 68H241V67H240ZM35 69H36V68H35ZM35 69H34V70H35ZM82 69H83V68H82ZM82 69H81V71H82ZM97 69H98V68H97ZM118 69H119V68H118ZM181 69H182V68H181ZM185 69H187V68H185ZM199 69H200V68H199ZM199 69H197V70H199ZM232 69H234V68H232ZM242 69H243V68H242ZM242 69H240V70H242ZM12 70H13V69H11V72H12ZM24 70H25V69H24ZM42 70H43V69H42ZM45 70H46V69H45ZM74 70H75V69H74ZM87 70H88V69H87ZM105 70H106V69H105ZM110 70H111V69H110ZM112 70H113V69H112ZM192 70H193V69H192ZM194 70H195V69H194ZM224 70H225V71H224ZM224 70H223V71H224V73H225V72H226V69L224 68ZM238 70H239V69H238ZM240 70H239V71H240ZM3 71H4V70H3ZM39 71H41V70H39ZM43 71H44V70H43ZM48 71H49V70H48ZM89 71H90V70H89ZM92 71H93V70H92ZM98 71H99V70H98ZM103 71H104V70H103ZM114 71H115V69H114ZM134 71L136 72V70H134ZM134 71H133V72H134ZM152 71H154V70H152ZM157 71H158V70H157ZM182 71H183V69H182ZM185 71H186V70H185ZM201 71H202V70H201ZM230 71H232V70H230ZM235 71H236V69H235ZM239 71H238V73H239ZM4 72H5V71H4ZM36 72H37V71H36ZM73 72H74V71H73ZM73 72H72V76H73ZM76 72H77V71H76ZM96 72H97V71H96ZM99 72H101V71H99ZM105 72H106V71H104V73H105ZM192 72H193V71H192ZM240 72H241V71H240ZM13 73L15 74L14 71H13ZM33 73H34V72H33ZM43 73H44V72H43ZM57 73H58V72H57ZM77 73H78V72H77ZM84 73H85V72H84ZM92 73H95V72L93 71ZM107 73H108V72H107ZM111 73H112V72H111ZM117 73H118V72H117ZM165 73H166V72H165ZM196 73H197V72H196ZM198 73H199V72H198ZM198 73H197V74H198ZM219 73H220V72H219ZM234 73H235V72H234ZM254 73H255V72H254ZM17 74H18V72H17ZM30 74H31V73H30ZM54 74H55V73H54ZM54 74H53V75H54ZM79 74H82V73H79ZM87 74H88V73H87ZM99 74H100V73H99ZM105 74H106V73H105ZM153 74H155V73H153ZM187 74H188V73H187ZM207 74H208V73H207ZM217 74H218V73H217ZM225 74H226V73H225ZM225 74H224L223 76H225ZM235 74H236V73H235ZM6 75H7V74H6ZM21 75H22V74H21ZM35 75H36V74H35ZM44 75H45V74H44ZM44 75H42V76H44ZM82 75H84V74H82ZM101 75H102V74H101ZM117 75H118V74H117ZM120 75H121V74H120ZM127 75H128V74H127ZM185 75H186V74H185V72H184V76H185ZM211 75H212V74H211ZM7 76H8V75H7ZM31 76H33V75L31 74ZM47 76H48V75H47ZM86 76H87V75H86ZM221 76H222V74H221ZM227 76H229V75H227ZM227 76H226V78L228 79ZM234 76H235V75H234ZM234 76H233V77H234ZM236 76H237V78H238V77L240 76V74H238V75H236ZM1 77H2V76H1ZM1 77H0V78H1ZM5 77H6V76H5ZM23 77H24V76H23ZM25 77H26V76H25ZM58 77H59V76H58ZM73 77L76 78L77 76H76V77L73 76ZM73 77H72V78H73ZM78 77H82V76L79 75ZM83 77H84V76H83ZM83 77H82V79L85 78V77H84V78H83ZM91 77H93V76H91ZM101 77H102V76H101ZM101 77H100V78H101ZM103 77H104V76H103ZM106 77L108 78V76H105V78H106ZM144 77H145V76H144ZM187 77H188V76H187ZM187 77H186V79H187ZM190 77H191V76H190ZM216 77H217V76H215V79H216ZM230 77H231V76H230ZM230 77H229V78H230ZM233 77H232V78H233ZM28 78H29V76H28ZM35 78H36V77H35ZM54 78H55V77H54ZM94 78H96L95 75H94ZM107 78H106V79H107ZM192 78H194V77H191V79H192ZM195 78H196V76H195ZM219 78H220L219 80H221V77H219ZM232 78H231V79H232ZM242 78H243V77H242ZM242 78H240V79H238V80L240 81ZM3 79H4V78H3ZM11 79H13V78H11ZM30 79H31V78H30ZM48 79H49V78H48ZM69 79H70V78H69ZM78 79H79V78H78ZM109 79H110V78H109ZM111 79H112V76H111ZM117 79H118V77H117ZM156 79H157V78H156ZM175 79H176V78H175ZM183 79H184V78H183ZM201 79H202V78H201ZM223 79H224V77L222 78V81H223ZM233 79H234V78H233ZM233 79H232V81H234ZM4 80H5V79H4ZM4 80H3V81H4ZM16 80H17V79H16ZM38 80H39V78H38ZM45 80H46V79H45ZM51 80H53V79H51ZM73 80H74V79H73ZM86 80H88V79H86ZM96 80H97V79H96ZM98 80H100V79H98ZM102 80H103V79H101V81H102ZM104 80H105V79H104ZM107 80H108V79H107ZM107 80H105V81L107 82ZM114 80H115V78H114ZM118 80H119V79H118ZM118 80H117V81H118ZM194 80H196V79H194ZM225 80H226V79H225ZM236 80H237V79H236ZM20 81H21V80H20ZM20 81H19V82H20ZM41 81H42V78H41ZM55 81H56V79H55ZM68 81H69V80H68ZM70 81H71V80H70ZM93 81H94V80H93ZM111 81H113V80H111ZM164 81H165V79H164ZM191 81H192V83L194 82L193 80H191ZM245 81H246V79H245ZM4 82H5V81H4ZM4 82H3V83H4ZM7 82H8V81H7ZM34 82H36V81H34ZM39 82H40V81H39ZM39 82H38V84L42 83L43 81L40 82V83H39ZM47 82H48V81H47ZM47 82H45V84H47ZM74 82H75V81H74ZM97 82H98V81H96V84H97ZM103 82H104V81H103ZM106 82H104V83H106ZM115 82H116V81H115ZM147 82H148V81H147ZM177 82H178V81H177ZM199 82H201V81H199ZM199 82H198L197 84H199ZM229 82H230V80H229ZM240 82H241V81H240ZM5 83H6V82H5ZM5 83H4V84H5ZM43 83H44V82H43ZM52 83H53V82H52ZM52 83H51V84H52ZM65 83H66V80H65ZM70 83H71V82H70ZM93 83H94V82H93ZM93 83H92V86H93ZM98 83H99V82H98ZM109 83H110V82H109ZM155 83H156V82H155ZM219 83H221V82H219ZM224 83H226V81H224ZM231 83H232V82H231ZM236 83H237V82H236ZM7 84H8V83H7ZM10 84H11V83H10ZM38 84H37V87L39 86ZM45 84H44V86H45ZM49 84H50V82H49ZM57 84H58V83H57ZM59 84H60V83H59ZM61 84H62V83H61ZM63 84H64V83H63ZM66 84H67V83H66ZM73 84H74V83H73ZM73 84H72V85H73ZM119 84H120V83H119ZM146 84H147V83H146ZM148 84H149V83H148ZM166 84H167V83H166ZM187 84H188V83H187ZM189 84H190V83H189ZM201 84H202V83H200V85H201ZM226 84H227V83H226ZM239 84H240V83H239ZM8 85H9V84H8ZM8 85H7V86H8ZM33 85H35V83H34ZM74 85H75V84H74ZM74 85H73V86H74ZM110 85H111V84H110ZM154 85H155V84H154ZM156 85H157V84H156ZM156 85H155V87H156ZM175 85H176V84H175ZM182 85H184V84H182ZM218 85H219V84L217 83V86H218ZM221 85H223V82L221 83ZM227 85H228V84H227ZM233 85H234V84L232 83V86H233ZM4 86H5V85H4ZM21 86H22V85H21ZM41 86H42V85H41ZM44 86H43V87H44ZM92 86H91V87H92ZM96 86H97V85H96ZM103 86H104V85H103ZM103 86H102V88H103ZM105 86H106V85H105ZM115 86H118V85L115 84ZM120 86H121V85H120ZM120 86H118V87H120ZM150 86H151V85H150ZM196 86H197V85H196ZM196 86H195L194 88H196ZM244 86H245V85H244ZM244 86H243V87H244ZM37 87H36V88H37ZM45 87H46V88H43L44 91H45L46 89L49 90V87L47 88V85H46ZM56 87H58V85H57ZM64 87H65V86H64ZM98 87H99V86H98ZM110 87H111V86H110ZM118 87H117V88H118ZM158 87H159V86H158ZM161 87H162V86H161ZM191 87H192V86H191ZM205 87H206V86H205ZM237 87H238V86H237ZM239 87H240V85H239ZM241 87H242V85H241ZM1 88H2V87H1ZM41 88H42V87H41ZM50 88H51V87H50ZM65 88H66V87H65ZM67 88H69V87H67ZM67 88H66V91H67ZM74 88H75V86H74ZM107 88H109V87L106 86V89H107ZM117 88H116V89H117ZM123 88H125V87H123ZM180 88H181V87H180ZM218 88H223V87H220V86H219ZM218 88H217V90H219ZM244 88H245V87H244ZM244 88H243V89H244ZM4 89H5V88H4ZM4 89L2 88V90H4ZM43 89H42V90H43ZM72 89H73V88H72ZM72 89H71V91H73ZM118 89H120V88H118ZM146 89H147V88H146ZM156 89H157V87H156ZM225 89H226V88H225ZM232 89H233V88H232ZM241 89H242V88H241ZM243 89H242V90H243ZM247 89H248V88H247ZM0 90H1V89H0ZM6 90H7V89H6ZM22 90H23V89H22ZM75 90H76V88H75ZM94 90H95V89H94ZM178 90H182V88H181V89H178ZM191 90H192V89H191ZM193 90H194V89H193ZM203 90H204V89H203ZM215 90H216V89H215ZM248 90H249V89H248ZM28 91H29V90H28ZM100 91H101V88H100ZM116 91H118V90H116ZM236 91H237V90H236ZM238 91H240V90L238 89ZM9 92H10V91H9ZM9 92H8V90H7L6 93H9ZM41 92H42V91H41ZM95 92L97 93V90H95ZM107 92H108V95H109V90H108ZM107 92H106V93H107ZM119 92H120V91H119ZM119 92H118V93H119ZM147 92H148V91H147ZM154 92H155V91L153 90V93H154ZM174 92H177V91H174ZM182 92H183V90H182ZM191 92H192V94L195 95V93H193L194 91H190V93H191ZM195 92H196V91H195ZM199 92H200V91H199ZM216 92H217V91H215V93H216ZM3 93H5V92L3 91ZM45 93H46V92H45ZM51 93H52V92H51ZM51 93H50V94H51ZM96 93H95V94H96ZM99 93H101V92H99ZM102 93H103V91H102ZM106 93H105V94H106ZM124 93H125V92H124ZM150 93H151V92H150ZM184 93H186V95H187L189 92L186 91V92H183L182 94L184 95ZM239 93H240V92H239ZM243 93H244V92H243ZM10 94H11V93H10ZM52 94H53V93H52ZM81 94H82V93H81ZM105 94H104V96H105ZM111 94H112V93H111ZM145 94H146V93H145ZM147 94H149V92H148ZM151 94H152V93H151ZM173 94H174V93H173ZM178 94H179V93L177 92V95H178ZM182 94H181V95H182ZM217 94H218V93H217ZM217 94H216V95H217ZM232 94H233V93H232ZM234 94H235V93H234ZM244 94H246V92H245ZM20 95H21V94H20ZM26 95H27V94H26ZM35 95H36V94H35ZM54 95H55V94H54ZM158 95H159V92H158ZM158 95H157V96H158ZM171 95H172V94H171ZM194 95H193V96H194ZM240 95H241V94H240ZM4 96H5V95H4ZM38 96H39V95H38ZM48 96H49V95H48ZM98 96H99V95H98ZM101 96H102V95H101ZM101 96H100V97H101ZM110 96H112V95H109V97H110ZM114 96H116V95H114ZM114 96H113V97H114ZM148 96H150V95H148ZM154 96H155V95H154ZM163 96H164V95H163ZM184 96H185V95H184ZM184 96H183V99H184ZM187 96H188V95H187ZM232 96H233V95H232ZM234 96H235V95H234ZM238 96H239V95H238ZM246 96H247V95H246ZM246 96H245V97H246ZM249 96H250V95H249ZM0 97H1V96H0ZM7 97L10 98L11 95L6 96V98H7ZM50 97H51V96H50ZM102 97H103V96H102ZM173 97H175V96H173ZM189 97H190V96H189ZM245 97H244V98H245ZM65 98H66V97H65ZM145 98L147 99V97H145ZM167 98L170 99V96H169V97L167 96ZM175 98H176V97H175ZM178 98H179V97H178ZM178 98H177V99H178ZM190 98H195V96H194V97L191 96ZM232 98L234 99V97H232ZM241 98H243V97L241 96ZM241 98H240V100H241ZM244 98H243V99H244ZM4 99H5V98H4ZM10 99H11V98H10ZM21 99H22V98H21ZM51 99H52V97H51ZM51 99H49V101H50ZM104 99H105V98H104ZM122 99H123V98H122ZM146 99H145V100H146ZM149 99L151 100V98H149ZM158 99H159V97H158ZM169 99H168V100H169ZM177 99H176V100H177ZM187 99H188V98H187ZM195 99H196V98H195ZM237 99H238V98H237ZM246 99H247V98H246ZM6 100H7V99H5V102H6ZM47 100H48V99H47ZM53 100H55V99H52V101H53ZM83 100H84V98H83ZM171 100H172V97H171ZM173 100H174V99H173ZM173 100H172V101H173ZM180 100H181V99H180ZM190 100H191V99H190ZM192 100H193V99H192ZM200 100H201V99H200ZM217 100H218V99H217ZM234 100H235V99H234ZM247 100H249V98H248ZM9 101H11V100H9ZM15 101H16V100H15ZM22 101H23V100H22ZM84 101H85V100H84ZM106 101H107V100H106ZM106 101L104 100V102H106ZM125 101H126V100H125ZM169 101H170V100H169ZM169 101H168V102H169ZM235 101H236V100H235ZM243 101H244V100H243ZM243 101H242V102H243ZM245 101H246V100H245ZM1 102H2V101H1ZM12 102H13V100H12ZM17 102H18V101H17ZM61 102H62V101H61ZM77 102H78V101H77ZM81 102H82V101H81ZM114 102H115V101H114ZM146 102H147V101H146ZM163 102H165V101H163ZM173 102H174V101H173ZM181 102H182V101H181ZM181 102H179V103H181ZM186 102H188V100H187ZM193 102H194V101H193ZM193 102H191V103H193ZM198 102H199V101H198ZM237 102H240V101L238 100ZM15 103H16V102H15ZM30 103H31V102H30ZM47 103H48V101H47ZM102 103H103V101H102ZM106 103H107V102H106ZM123 103L125 104V102H123ZM174 103H175V102H174ZM183 103H184V102H183ZM196 103H197V102H196ZM245 103H246V102H245ZM1 104H4V103H1ZM7 104H8V103H7ZM99 104H101V102H100ZM109 104H110V103H109ZM115 104H117V103H115ZM118 104H119V103H118ZM184 104H185V103H184ZM236 104H237V103H236ZM258 104H259V103H258ZM258 104H257V105H258ZM260 104H261V103H260ZM25 105H26V104H25ZM50 105H51V104H50ZM58 105H59V104H58ZM102 105H103V104H102ZM102 105H101V106H102ZM105 105H106V104H105ZM130 105H131V104H130ZM143 105H144V104H143ZM169 105H170V102H169ZM169 105H168V106H169ZM178 105H183V104L181 103V104H178ZM190 105H191V104H190ZM194 105H195V104H194ZM194 105H193V106H194ZM196 105H197V104H196ZM232 105H233V104H232ZM237 105H238V104H237ZM239 105H240V104H239ZM13 106H14V109H13V110L15 111V106H16V105H13ZM18 106H19V105H18ZM22 106H24V105L22 104ZM108 106H109V105H108ZM115 106H116V105H115ZM115 106H114V108H116ZM127 106H128V105H127ZM146 106H147V105H146ZM146 106H145V107H146ZM168 106H167V108H168ZM172 106H173V103H172ZM191 106H192V105H191ZM193 106H192V107H193ZM263 106H264V104H263ZM26 107H27V106H26ZM66 107H67V106H66ZM110 107H111V106H110ZM110 107H109V108H110ZM117 107H118V106H117ZM151 107H152V105H151ZM169 107H170V106H169ZM174 107H175V106H174ZM177 107H178V106H177ZM185 107H186V105H185ZM187 107H188V106H187ZM192 107L190 108V106H189V110H190V109L193 110ZM196 107H197V108H196V110H197V109H198V105H197ZM225 107H226V106H225ZM233 107H234V106H233ZM240 107H241V105H240ZM240 107H239V108H240ZM258 107H259V106H258ZM260 107H261V105H260ZM260 107H259V108H260ZM16 108H17V107H16ZM118 108H119V107H118ZM120 108H121V107H120ZM123 108H124V107H123ZM143 108H144V107H143ZM167 108H166V109H167ZM172 108H173V107H171V109H172ZM182 108H183V106H182ZM199 108H200V107H199ZM236 108H237V106H236ZM259 108H258V110H259ZM10 109H11V108H10ZM20 109H21V105H20ZM25 109H26V108H25ZM106 109H107V108H106ZM141 109H142V108H141ZM141 109H140V110H141ZM146 109H148V108H146ZM176 109H177V108H176ZM178 109H179V111H180V108H179V107H178ZM76 110H77V109H76ZM121 110H122V109H121ZM138 110H139V109H138ZM151 110H152V109H151ZM151 110L149 109L150 112H151ZM201 110H202V108H201ZM236 110H238V109H236ZM2 111H3V110H2ZM20 111H22V110H20ZM74 111H75V110H74ZM101 111H102V110H101ZM106 111H107V110H106ZM114 111H116V110H114ZM169 111H170V110H169ZM172 111H173V110H172ZM175 111H176V110H175ZM179 111H178V113H180V115H181L182 113L179 112ZM184 111H186V113H189V112H187L188 110H186L185 108H184ZM194 111H195V109H194ZM197 111H198V110H197ZM260 111H261V110H260ZM28 112H29V110H28ZM28 112H27V114H28ZM123 112H124V111H123ZM125 112H126V111H125ZM154 112H155V111H154ZM173 112H174V111H173ZM192 112H193V111H192ZM204 112H205V111H204ZM204 112H202V113L204 114ZM15 113H16V112H15ZM18 113H19V112H18ZM25 113H26V112H25ZM72 113H73V112H72ZM114 113H115V112H114ZM119 113H120V111H119ZM119 113H118V114H119ZM184 113H185V112H184ZM184 113H183V114H184ZM205 113H206V112H205ZM262 113H264L263 110H262ZM70 114H71V113H70ZM116 114H117V113H116ZM137 114H138V113H137ZM140 114H141V113H140ZM152 114H153V113H152ZM174 114L176 115V113H174ZM190 114H191V113H190ZM192 114H193V113H192ZM203 114H202V115H203ZM22 115H23V114H22ZM29 115H30V114H29ZM31 115H32V114H31ZM81 115H82V114H81ZM81 115H80V116H81ZM114 115H115V114H114ZM121 115H122V114H121ZM148 115H149V113H148ZM178 115H179V114H178ZM223 115H224V114H223ZM225 115H226V114H225ZM262 115H263V114H262ZM20 116H21V115H20ZM69 116H70V115H69ZM78 116H79V115H78ZM125 116H126V114H125ZM181 116H182V115H181ZM198 116H199V114H198ZM204 116H205V115H204ZM231 116H232V114H231ZM233 116H234V115H233ZM248 116H250V115H248ZM22 117H23V116H21V119H22ZM24 117H25V115H24ZM86 117H87V116H86ZM113 117H114V116H113ZM122 117H124V116H122ZM140 117H141V115H140ZM178 117H179V116H178ZM187 117H188V115H187ZM200 117H201V116H200ZM200 117H199V118H200ZM251 117H252V116H251ZM258 117H261V116H258ZM263 117H264V115H263ZM263 117H262V118H263ZM114 118H115V117H114ZM144 118H145V117H144ZM175 118H176V116H175ZM183 118H184V117H183ZM185 118H186V117H185ZM192 118H194V117L192 116ZM192 118H191V119H192ZM197 118H198V117H197ZM202 118H203V117H202ZM225 118H228V117L225 116ZM71 119H72V118H71ZM88 119H89V118H88ZM122 119H124V118H122ZM142 119H143V118H142ZM166 119H167V118H166ZM176 119H177V118H176ZM176 119H175V120H176ZM186 119H187V118H186ZM3 120H4V118H3ZM89 120H90V119H89ZM175 120H174V121H175ZM182 120H184V122L186 121L185 119H182ZM182 120H181V117H180V123L183 122ZM189 120H190V119H189ZM193 120H194V119H192V121H193ZM203 120H205V119L203 118ZM224 120H225V119H224ZM256 120H258V119H256ZM256 120H255V121H256ZM263 120H264V119H263ZM19 121H20V120H19ZM21 121H22V120H21ZM36 121H37V120H36ZM113 121H114V120H113ZM131 121H132V120H131ZM150 121H151V120H150ZM152 121H153V120H152ZM196 121H197V120H196ZM196 121H194V122H196ZM200 121H201V120H200ZM207 121H208V120H207ZM227 121H228V120H227ZM230 121H231V120H230ZM253 121H254V120H253ZM31 122H32V121H31ZM62 122H63V121H62ZM69 122H70V121H69ZM87 122H88V121H87ZM116 122H117V121H116ZM123 122H124V121H123ZM123 122H121V123H123ZM127 122H128V121H127ZM154 122H155V121H154ZM184 122H183V124H184ZM186 122H188V120H187ZM190 122H191V121H190ZM194 122H193V123H194ZM208 122H209V121H208ZM222 122H223V120H222ZM225 122H226V121H225ZM225 122H223V123L226 124ZM231 122H232V121H231ZM256 122H257V121H256ZM36 123H37V122H36ZM196 123H198V122H196ZM196 123H195V124H196ZM203 123H204V122H203ZM206 123H207V122H206ZM223 123H222V124H223ZM261 123H262V122H261ZM261 123H259V124H261ZM68 124H69V123H68ZM70 124H71V123H70ZM118 124L120 125V120H119ZM127 124H128V123H127ZM144 124H145V122H144ZM186 124H188V123H186ZM191 124H192V123H191ZM207 124H208V123H207ZM207 124H206V125H207ZM220 124H221V123H220ZM224 124H223V125H224ZM124 125H125V124H124ZM154 125H155V123H154ZM164 125H165V124H164ZM189 125H190V124H189ZM189 125H187V126H189ZM197 125H198V124H197ZM197 125H196V126H197ZM202 125H203V124H202ZM239 125H240V124H239ZM250 125H251V124H250ZM6 126H7V125H6ZM35 126H36V125H35ZM59 126H60V125H59ZM77 126H78V125H77ZM87 126H88V125H87ZM91 126H92V125H91ZM93 126H94V125H93ZM128 126H129V125H128ZM149 126H150V125H149ZM161 126H162V125H160L159 127H161ZM180 126H181V124H180ZM187 126H185V127L187 128ZM226 126H228V123L226 124ZM36 127H37V126H36ZM116 127H117V126H116ZM125 127H126V126H125ZM125 127H124V128H125ZM155 127H156V125H155ZM159 127H158V128H159ZM185 127L183 126V127H181V128H185ZM201 127H202V126H201ZM224 127H225V126H224ZM224 127H223V129H224ZM229 127H231V125H229ZM31 128H32V127H31ZM38 128H39V127H38ZM69 128H70V127H69ZM112 128H113V127H112ZM117 128H118V127H117ZM117 128H115L116 131H117ZM124 128H123V129H124ZM151 128H153V127H151ZM162 128H163V126H162ZM170 128H171V127H170ZM170 128H168V130H169ZM194 128H195V127H194ZM227 128H228V127H227ZM233 128H234V127H232V129H233ZM118 129H119V128H118ZM123 129L121 128V130H119V131L123 132ZM154 129H156V128H154ZM165 129H166V126H165ZM189 129H190V128H189ZM189 129L187 128V130H189ZM205 129H206V131H207V128H205ZM210 129H211V128H210ZM210 129H209V130H210ZM221 129H222V125H221ZM232 129H231V130H232ZM237 129H238V128H237ZM61 130H62V129H61ZM124 130H125V129H124ZM133 130H134V129H133ZM156 130H157V129H156ZM202 130H203V129H202ZM217 130H218V129H217ZM217 130H216V132H217ZM229 130H230V129H229ZM233 130H235V129H233ZM238 130H239V129H238ZM62 131H63V130H62ZM62 131H61V132H62ZM125 131H126V130H125ZM125 131H124V132H125ZM128 131H129V129H128ZM166 131H167V129H166ZM191 131H192V130H191ZM210 131H211V130H210ZM218 131L220 132V129H219ZM224 131H225V129H224ZM236 131H237V130H236ZM61 132H60V134H61ZM66 132H67V131H66ZM164 132H165V131H164ZM164 132H163L162 135H161V133H160V135L163 136V135L165 134ZM183 132H185V131H183ZM189 132H190V130H189ZM203 132H204V130H203ZM203 132H202V133H203ZM216 132H214V133L216 134ZM63 133H64V131H63ZM68 133H70V132H68ZM145 133H146V132H145ZM185 133H187V131H186ZM194 133H195V132H194ZM214 133H213V134H214ZM241 133H242V131H241ZM252 133H253V132H252ZM1 134H2V133H1ZM64 134H65V133H64ZM87 134H88V132H87ZM112 134H113V133H112ZM114 134H115V133H114ZM122 134H123V133H122ZM126 134H127V133H126ZM148 134H150V133H148ZM180 134H181V133H180ZM197 134H198V133H197ZM205 134H207V133L205 132ZM205 134H203V135L206 137L207 135H205ZM210 134H211V132H210ZM227 134H228V133H227ZM230 134H231V132H230ZM22 135H23V134H22ZM152 135H153V134H152ZM152 135H151V136H152ZM156 135H157V133H156ZM160 135H159V136H160ZM190 135H191V134H190ZM190 135H189V136H190ZM199 135H200V134H199ZM228 135H229V134H228ZM232 135L235 136V132L232 133ZM239 135H240V134H239ZM241 135H242V134H241ZM241 135H240V137L242 138ZM60 136H62V134H61ZM128 136H129V135H128ZM191 136H192V135H191ZM197 136H198V135H197ZM204 136H203V137H204ZM213 136H214V135H213ZM216 136H217V135H216ZM219 136H220V134H219ZM223 136H224V135H223ZM226 136H227V135H226ZM226 136H225V137H226ZM243 136H244V135H243ZM245 136H246V135H245ZM68 137H69V136H68ZM124 137H125V136H124ZM124 137L122 136V138H124ZM143 137H144V136H143ZM145 137H146L145 140H147V136H145ZM152 137H153V136H152ZM155 137H156V136H155ZM155 137H154V138H155ZM183 137H184V136H183ZM198 137H199V136H198ZM201 137H202V136H201ZM201 137H199V138H201ZM235 137H236V136H235ZM247 137H248V134H247ZM136 138H137V137H136ZM141 138H142V137H141ZM150 138H151V137H150ZM196 138H197V137H196ZM199 138H198V139H199ZM210 138H211V137H210ZM212 138L214 139V138H216V137L214 136V137H212ZM230 138H231V136H230ZM245 138H246V137H245ZM250 138H251V135H250ZM62 139H63V138H62ZM89 139H90V138H89ZM152 139H153V138H152ZM156 139H157V138H156ZM191 139H192V137H191ZM220 139H221V136H220ZM238 139H239V138H238ZM243 139H244V137H243ZM59 140H60V139H59ZM65 140H66V138H65ZM113 140H114V139H113ZM120 140H122V139H120ZM125 140H127V139H125ZM125 140H124V141H125ZM141 140H142V139H141ZM141 140H139V141H141ZM160 140H161V139H160ZM167 140H168V139H167ZM202 140H203V139H202ZM202 140H201L199 143H201ZM206 140H207V139H206ZM209 140H211V139H209ZM217 140H218V139H217ZM217 140L215 139V141H217ZM224 140H225V139H224ZM234 140H235V138H234ZM240 140H241V139H240ZM245 140H246V139H245ZM247 140H248V139H247ZM251 140H252V139H251ZM251 140H250V141H251ZM66 141H67V140H66ZM79 141H81V140H79ZM122 141H123V140H122ZM150 141H151V140H150ZM154 141H155V140H154ZM162 141H163V140H162ZM190 141H191V140H190ZM194 141H195V140H194ZM237 141H238V140H237ZM237 141H236V145H237ZM242 141H243V140H242ZM10 142H11V141H10ZM60 142H61V141H60ZM69 142H70V141H69ZM86 142H87V141H86ZM114 142H115V141H114ZM116 142H117V141H116ZM119 142H121V141H119ZM119 142H118V143H119ZM126 142H127V141H126ZM145 142H146V141H145ZM191 142H193V141H191ZM210 142H211V141H210ZM247 142H248V141H247ZM247 142H246V143H247ZM263 142H264V141H263ZM63 143H64V142H63ZM112 143H113V142H112ZM203 143H204V142H203ZM203 143H202V145H203ZM205 143L209 145V143H207V141H206ZM221 143H222V142H221ZM221 143H220V144H221ZM223 143H224V142H223ZM231 143H232V142H231ZM244 143H245V142H244ZM122 144H123V143H122ZM160 144H161V143H160ZM213 144H214V143H213ZM225 144H227L226 141H225ZM259 144H260V143H259ZM63 145H64V144H63ZM119 145H120V144H119ZM125 145H126V144H125ZM157 145H158V144H157ZM218 145H219V144H218ZM229 145H230V144H229ZM232 145H233V144H232ZM232 145H231V147H232V149H233V146H232ZM240 145H241V144H240ZM244 145H245V144H244ZM261 145H262V143H261ZM64 146H65V145H64ZM83 146H84V145H83ZM122 146H123V145H122ZM127 146H128V145H127ZM131 146H132V145H131ZM210 146H211V145H210ZM214 146H216V145H214ZM246 146L248 147L247 144H246ZM59 147H60V146H59ZM111 147H113V146H111ZM128 147H129V146H128ZM142 147H145V146H142ZM162 147H164V146H162ZM203 147H205V146H202V149L204 150ZM212 147H213V146H212ZM231 147H230V148H231ZM238 147H239V146H238ZM260 147H261V146H260ZM93 148H94V147H93ZM116 148H117V147H116ZM119 148H120V147H119ZM146 148H147V147H146ZM210 148H211V147H210ZM210 148H209V149H210ZM216 148L218 149V146H216ZM216 148H214V149H216ZM222 148H223V147H222ZM226 148H227V147H226ZM234 148H235V146H234ZM245 148H246V147H245ZM248 148H249V147H248ZM64 149H65V148H64ZM68 149H70V148H68ZM140 149H142V148H140ZM162 149H163V148H162ZM162 149H161V150H162ZM207 149H208V148H207ZM219 149H220V148H219ZM224 149H225V148H224ZM232 149H231V150H232ZM60 150H61V149H60ZM72 150H73V149H72ZM114 150H116V149H114ZM118 150H120V149H118ZM142 150H143V149H142ZM188 150H189V149H188ZM212 150H213V149H212ZM240 150H241V147H240L239 151H240ZM243 150H244V149H243ZM259 150H261V149H259ZM259 150H258V151H259ZM262 150H264V149H262ZM262 150H261V151H262ZM94 151H95V150H94ZM116 151H117V150H116ZM150 151H151V150H150ZM152 151H153V150H152ZM159 151H160V150H159ZM189 151H190V150H189ZM207 151H208V150H207ZM210 151H211V149H210ZM225 151H226V149H225ZM234 151H235V149H234ZM246 151H247V150H246ZM255 151H256V150H255ZM88 152H89V151H88ZM119 152H120V151H119ZM125 152H127V151H125ZM145 152H146V149H145ZM230 152H231V151H230ZM235 152H236V151H235ZM235 152H234V153H235ZM242 152H243V151H242ZM252 152H253V151H252ZM62 153H63V152H62ZM64 153H65V152H64ZM64 153H63V154H64ZM97 153H98V152H97ZM140 153H141V152H140ZM151 153H152V152H151ZM154 153H155V152H154ZM154 153H153V154H154ZM156 153H157V151H156ZM189 153L191 154V151H190ZM189 153H188V154H189ZM208 153H209V152H208ZM213 153H214V152H213ZM232 153H233V152H231V154H232ZM245 153H247V152H245ZM259 153H260V152H259ZM261 153H262V152H261ZM86 154H87L88 157H89V156L92 154V152H91V153H87V152H86ZM86 154H85V155H86ZM115 154H116V153H115ZM117 154H118V153H117ZM143 154H144V153H143ZM145 154H146V153H145ZM145 154H144V155H145ZM158 154H159V153H158ZM167 154H168V152H167ZM190 154H189V155H190ZM206 154H207V152H206ZM206 154H205V155H206ZM226 154H227V153H226ZM228 154H229V153H228ZM241 154H242V153H241ZM252 154H253V153H252ZM262 154H263V153H262ZM51 155H52V154H51ZM59 155H60V154H59ZM92 155H93V154H92ZM97 155H98V157H100L99 154H97ZM100 155H101V153H100ZM109 155H111V153H110ZM120 155H121V154H120ZM120 155H119V157H120ZM154 155H155V154H154ZM207 155H208V154H207ZM207 155H206V156H207ZM213 155H215V154H213ZM221 155H222V154H221ZM221 155H220V156H221ZM104 156H105V155H104ZM244 156L246 157V154H245ZM254 156H255V155L253 154V158H254ZM260 156H261V155H260ZM15 157H16V156H15ZM26 157H27V156H26ZM28 157H30V156H28ZM28 157H27V158H28ZM91 157H92V156H91ZM91 157H89V159H91ZM95 157H96V155H95ZM110 157H111V156H110ZM119 157H118V158H119ZM144 157H145V156H144ZM149 157H150V155H149ZM151 157H153V156L151 155ZM156 157H157V156H156ZM158 157H159V156H158ZM209 157H210V155H209ZM255 157H256V156H255ZM70 158H71V157H70ZM72 158H73V156H72ZM82 158L86 159V157H84V156H83ZM121 158H122V157H121ZM123 158H124V156H123ZM145 158H146V157H145ZM154 158H155V156H154ZM169 158H170V157H168V160H167V161H168L169 163H171V162L169 161ZM173 158H174V157H173ZM207 158H208V156H207ZM222 158H223V156H222ZM222 158H221V159H222ZM225 158H226V157H225ZM229 158H230V156H229ZM250 158H251V157H250ZM253 158H252V159H253ZM66 159H67V158H65L64 162L66 161ZM89 159H88V160H89ZM111 159H114V161L116 160L115 157H114V158L112 157ZM126 159H127V158H126ZM160 159H161V158H160ZM160 159H158V160H160ZM203 159H204V158H203ZM211 159H212V158H211ZM219 159H220V157H219ZM219 159H218V161H219ZM223 159H224V158H223ZM226 159H227V158H226ZM252 159H251V160H252ZM262 159H264V158L262 157ZM262 159H261V160H262ZM82 160H83V159H82ZM82 160H81V161H82ZM121 160H122V159H121ZM123 160H124V159H123ZM127 160H128V159H127ZM127 160H126V161H127ZM156 160H157V159H156ZM158 160H157V161H158ZM228 160H229V159H228ZM230 160H231V159H230ZM249 160H250V159H249ZM249 160H248V161H249ZM261 160H260V161H261ZM68 161H69V159H68ZM108 161H109V160H108ZM112 161H113V160H112ZM116 161H118V160H116ZM116 161H115V162H116ZM143 161H144V159H143ZM147 161H148V160H147ZM223 161H224V160H223ZM225 161H227V160H225ZM243 161H244V160H243ZM258 161H259V158H258ZM106 162H107V161H106ZM115 162H114V163H115ZM127 162H128V161H127ZM145 162H146V161H145ZM231 162H232V161H231ZM245 162H246V160H245ZM65 163H66V162H65ZM103 163H104V162H103ZM114 163H112V165H110V166H114V165L117 164V162H116V164H114ZM148 163H149V161H148ZM148 163L146 162V164H148ZM152 163H153V162H152ZM152 163H151V164H152ZM158 163H159V162H158ZM211 163H212V162H211ZM218 163H219V162H217V164H218ZM221 163H222V161H221ZM253 163H254V162H253ZM61 164H62V163H61ZM66 164H67V163H66ZM71 164H72V163H71ZM108 164H109V163H108ZM113 164H114V165H113ZM153 164H154V163H153ZM213 164H216V163L214 162ZM222 164L224 165V163H222ZM225 164H226V162H225ZM242 164H244V163H242ZM262 164H263V163H262ZM102 165H103V164H102ZM104 165H105V164H104ZM117 165H118V164H117ZM123 165H124V164H123ZM123 165H122V166H123ZM148 165H149V164H148ZM171 165H172V168H173V165H175V164H171ZM227 165H228V164H227ZM263 165H264V164H263ZM76 166H77V165H76ZM105 166H106V165H105ZM120 166H121V165H120ZM130 166H131V165H130ZM144 166H145V164H144ZM150 166H152V165H150ZM167 166H168V165H167ZM211 166H212V165H211ZM215 166H216V165H215ZM225 166H226V165H225ZM229 166H230V165H228V167H229ZM234 166H235V165L233 164V167H234ZM245 166H246V165H245ZM254 166H255V165H254ZM254 166H253V167H254ZM260 166H261V165H260ZM14 167H15V166H14ZM57 167H58V166H57ZM107 167H108V165H107ZM107 167H106V168H107ZM148 167H149V166H148ZM148 167H147V168H148ZM190 167H191V166H190ZM190 167H189V168H190ZM207 167H209V166H207ZM217 167H218V165H217ZM219 167H220V165H219ZM239 167H240V166H239ZM239 167H238V168H239ZM241 167H243V165H242ZM246 167H248V166H246ZM263 167H264V166H263ZM21 168H22V167H21ZM121 168H122V167H121ZM124 168H125V167H124ZM124 168H123V169H124ZM126 168H127V167H126ZM126 168H125V169H126ZM130 168H132V167H130ZM213 168H214V167H213ZM220 168H221V167H220ZM222 168H223V167H222ZM230 168H231V167H230ZM230 168H229V169H230ZM243 168H244V167H243ZM256 168H257V167H256ZM23 169H24V168H23ZM23 169H22V170H23ZM84 169H85V168H84ZM90 169H91V168H89V170H90ZM119 169H120V168H119ZM125 169H124V170H125ZM127 169H129V168H127ZM170 169H171V168H170ZM203 169H204V168H203ZM224 169H226V167H224ZM231 169H232V168H231ZM231 169H230V170H231ZM241 169H242V168H241ZM241 169H239V170H241ZM103 170H104V169H103ZM103 170H102V172H103ZM105 170H106V169H105ZM105 170H104V173L106 172ZM108 170H109V169H108ZM143 170H144V168H143ZM146 170H147V169H146ZM148 170H149V169H148ZM188 170H190V169H188ZM204 170H205V169H204ZM204 170H203V171H204ZM209 170H210V169H209ZM230 170H229V171H230ZM243 170H244V169H243ZM246 170H248V169H246ZM250 170H251V168H250ZM66 171H67V170H66ZM75 171H76V170H75ZM118 171H119V170H118ZM127 171H128V170H127ZM129 171H130L131 173L133 172V171H131V170H129ZM135 171H136V170H135ZM177 171H178V170H177ZM219 171H220V170H219ZM219 171H218V172H219ZM225 171H226V170H225ZM232 171H235V169L232 170ZM236 171H238V170H236ZM241 171H242V170H241ZM252 171H253V170H252ZM252 171H251V172H252ZM83 172H84V171H83ZM85 172H86V171H85ZM130 172H129V173H130ZM194 172H195V171H194ZM215 172H216V171H215ZM230 172H231V171H230ZM251 172H250V173H251ZM255 172H256V171H255ZM61 173H62V172H61ZM109 173H112V172L109 171ZM114 173L116 174V171H115ZM114 173H113V174H114ZM121 173H122V171H121ZM186 173H188V172H186ZM195 173H196V172H195ZM219 173H220V172H219ZM228 173H229V172H228ZM231 173H232V172H231ZM231 173H229V174L231 175ZM239 173H240V172H239ZM242 173L244 174V175H242V176L244 177V176H245V173H244L243 171H242ZM242 173H240V174H242ZM73 174H74V173H73ZM105 174L108 175L107 172H106ZM117 174H118V173H117ZM119 174H120V173H119ZM119 174H118V176H119ZM123 174H124V172H123ZM181 174H183V173H181ZM224 174H225V173H224ZM247 174H248V172H246V175H247ZM100 175H101V174H100ZM109 175H110V174H109ZM111 175H112V174H111ZM125 175H126V174H125ZM174 175H175V174H174ZM191 175H192V174H191ZM216 175H217V174H214V178H217ZM22 176H23V174H22ZM105 176H106V175H105ZM176 176H177V175H176ZM192 176H193V175H192ZM192 176H191V177H192ZM226 176H227V175H226ZM235 176H236V175H235ZM242 176H241V177H242ZM248 176H249V175H248ZM252 176H253V175H252ZM103 177H104V176H103ZM111 177H112V176H111ZM162 177H163V176H162ZM179 177H180V176H179ZM179 177H178V178H179ZM182 177H184V176L182 175ZM191 177H189V178L191 179ZM204 177H205V176H204ZM223 177H224V176H223ZM230 177H231V176H230ZM233 177H234V174H233ZM249 177H250V176H249ZM73 178H74V177H73ZM114 178H115V176H114ZM114 178H113V179H114ZM158 178H159V177H158ZM168 178H171V177H168ZM178 178H177V179H178ZM206 178H207V176H206ZM237 178H238V177H237ZM246 178H247V176H246ZM106 179H107V178H106ZM110 179H111V178H110ZM113 179H111V182L114 181ZM154 179H155V178H154ZM166 179H167V177H164V180H166ZM182 179H183V178H182ZM186 179H188V177H186ZM194 179H195V178H194ZM218 179L221 180L222 178H218ZM230 179H231V178H230ZM241 179H242V178H241ZM241 179L239 178V180H241ZM255 179H256V178H255ZM26 180H27V179H26ZM81 180H82V179H81ZM81 180H80V181H81ZM108 180H109V179H108ZM112 180H113V181H112ZM160 180H161V178H160L159 181H158L159 183H160ZM244 180H245V179H244ZM106 181H107V180H106ZM106 181H105V182H106ZM161 181H162V180H161ZM180 181H182V180H180ZM183 181H184V180H183ZM209 181H210V180H209ZM226 181H228V180H226ZM162 182H163V181H162ZM166 182H167V184H168L169 181H166ZM189 182H190V181L188 180V183H189ZM192 182H193V181H192ZM192 182H191V183H192ZM194 182H195V181H194ZM204 182H205V179H204ZM204 182H203V183H204ZM211 182H213V181L211 180L210 183H211ZM232 182H233V181H232ZM238 182H239V181H238ZM242 182H243V181H242ZM108 183H109V182H108ZM175 183H176V182H175ZM206 183H207V179H206L205 184H206ZM214 183H215V182H214ZM218 183H220V181H219ZM218 183H217V184H218ZM222 183H224V181H223ZM230 183H231V182H230ZM243 183H245V182H243ZM249 183H250V182H249ZM253 183H254V182H253ZM253 183H250V184H253ZM105 184H107V183H105ZM164 184L166 185V183H164ZM173 184H174V182H173ZM183 184H184V186H185V181H184ZM183 184H182V185H183ZM220 184H221V183H220ZM227 184H228V183H227ZM245 184H246V183H245ZM245 184H244V185H245ZM165 185H164V186H165ZM168 185H169V184H168ZM206 185H207V184H206ZM206 185H205V186H206ZM223 185H226V184H223ZM223 185L221 184L222 187H223ZM230 185H231V184H230ZM248 185H249V184H248ZM107 186H108V185H107ZM109 186H110V185H109ZM161 186H162V185H161ZM164 186H162V187H164ZM175 186H177V184H176ZM175 186H174V187H175ZM190 186H191V185H190ZM200 186H201V185H200ZM205 186H204V187H205ZM207 186H208V185H207ZM215 186H216V185H214V187H215ZM239 186H240V185H239ZM168 187H169V186H168ZM211 187H212V186H210V188H209V187H208V188L211 189ZM217 187H218V186H216V188H217ZM229 187H230V186H229ZM242 187H244V186H242ZM171 188H172V187H171ZM180 188H181V187H180ZM216 188H214V189H216ZM226 188H227V187H226ZM234 188H235V186H234ZM234 188H233V189H234ZM239 188H240V187H239ZM248 188H249V186H248ZM262 188H264V187H262ZM161 189H162V188H161ZM161 189H160V190H161ZM209 189H208V190H209ZM214 189H213V190H214ZM227 189H228V188H227ZM227 189H226V190H227ZM235 189H236V188H235ZM257 189H258V188H257ZM108 190L110 191V188H109ZM200 190H201V189H200ZM200 190H199V192H200ZM203 190H204V189H203ZM216 190H217V189H216ZM224 190H225V189H224ZM224 190H223V191H224ZM149 191H150V190H149ZM218 191H219V188H218ZM223 191H221V192H223ZM227 191H228V190H227ZM227 191H226V192H227ZM230 191H232L231 188H230ZM241 191H242V190H241ZM247 191H248V189H247ZM247 191H246V192L243 191V192H245V194H246ZM250 191H251V190H250ZM252 191H254V190H252ZM144 192H145V191H144ZM158 192H159V191H158ZM208 192H209V191H208ZM213 192H215V190H214ZM221 192H220V193H221ZM236 192H237V190L235 191L234 194H237L239 191H238L237 193H236ZM258 192H259V191H258ZM150 193H151V192H150ZM152 193H153V192H152ZM195 193H196V192H195ZM204 193H205V192H204ZM215 193H216V192H215ZM215 193H214V195H215ZM230 193H231V192H230ZM146 194H147V193H146ZM157 194L160 195V192L157 193ZM189 194H190V193H189ZM207 194H208V193H207ZM210 194H211V193H210ZM225 194H226V193H225ZM251 194H252V193H251ZM251 194L248 193V195H251ZM254 194H255V192H254ZM261 194H262V193H261ZM136 195H137V194H136ZM143 195H144V194H143ZM198 195H199V194H198ZM211 195H213V194H211ZM214 195H213L212 197H214V199H216L217 202H216L213 198H212V199L215 201V203H219L218 200H220V198H217V196H216V195H219V194L217 193L215 196H214ZM262 195H263V194H262ZM191 196H192V195H191ZM223 196H224V195H223ZM239 196H240V195H239ZM243 196H244V195H242V197H243ZM153 197H155V193H154V196H153ZM156 197H157V196H156ZM160 197L162 198V196H160ZM160 197H159V198H160ZM187 197H188V196H187ZM193 197H194V195H193ZM205 197H206V196H205ZM205 197H204V198H205ZM209 197H211V196L208 195V200L211 199V198L209 199ZM215 197H216V198H215ZM227 197H228V195H227ZM231 197H234V196H231ZM150 198L152 199V197H150ZM164 198H165V197H164ZM196 198H197V197H196ZM199 198H200V197H199ZM245 198H246V197H245ZM157 199H158V198H157ZM188 199H189V198H188ZM194 199H195V198H194ZM197 199H198V198H197ZM217 199H218V200H217ZM221 199H222V198H221ZM227 199H228V198H227ZM242 199H244V198H242ZM242 199H241V200H242ZM47 200H48V199H47ZM190 200H191V199H190ZM200 200H201V198H200ZM228 200H229V202H230V197H229ZM238 200L240 201L239 198H238ZM246 200H249V199H246ZM251 200H253V199H251ZM251 200H249V201H251ZM256 200H257V199H256ZM150 201H151V200H150ZM155 201H156V200H155ZM195 201H196V200H195ZM195 201H194V200H191V205L193 204L192 202H195ZM198 201H199V200H198ZM204 201H205V200H204ZM214 201H213V202H214ZM223 201H224V199H223ZM223 201H222V202H223ZM258 201H259V200H258ZM258 201H257V202H258ZM156 202H157V201H156ZM196 202H197V201H196ZM220 202H221V201H220ZM229 202H228V203H229ZM115 203H117V202H115ZM123 203H124V202H123ZM153 203H154V202H153ZM189 203H190V201H189ZM206 203H207V202H206ZM208 203H209V202H208ZM208 203H207V204H208ZM211 203H212V202H211ZM249 203H250V202H249ZM249 203H248V205H249ZM112 204H113V203H112ZM195 204H196V203H195ZM200 204H201V203H200ZM207 204H206V205H207ZM219 204H220V203H219ZM222 204H223V203H222ZM225 204H226V203H224V205H225ZM252 204H253V203H252ZM263 204H264V203H263ZM93 205H94V204H93ZM93 205H91V206H93ZM100 205H101V204H100ZM119 205H120V204H119ZM123 205H124V204H123ZM193 205H194V204H193ZM193 205L191 206L192 208L195 206V205H194V206H193ZM196 205H197V204H196ZM198 205H199V203H198ZM198 205H197V206H198ZM209 205H210V203H209ZM226 205H227V204H226ZM229 205H230V204H229ZM240 205H241V204H240ZM117 206H118V205H117ZM137 206H138V205H137ZM186 206H187V205H186ZM188 206H189V205H188ZM210 206H211V205H210ZM246 206H247V205H246ZM64 207H65V206H64ZM195 207H196V206H195ZM203 207H204V206H203ZM203 207H202V208H203ZM215 207H216V206H215ZM215 207H214V208H215ZM217 207H218V206H217ZM231 207H232V206H231ZM236 207H237V206H236ZM242 207H243V206H242ZM254 207H255V206H254ZM257 207H258V206H257ZM261 207H262V205H261ZM90 208H91L92 210L94 209V208H92V207H89V209H90ZM97 208H98V207H97ZM162 208H163V207H162ZM187 208H188V207H187ZM192 208H191V209H192ZM197 208H198V207H197ZM202 208H201V209H202ZM221 208H222V207H221ZM223 208H224V207H223ZM223 208H222V209H223ZM232 208H233V207H232ZM201 209H200V210H201ZM203 209H204V208H203ZM205 209H208V207L205 208ZM209 209H210V208H209ZM219 209H220V208H219ZM228 209H229V208H228ZM258 209H259V208H258ZM258 209H256V210H258ZM72 210H73V209H72ZM72 210H71V211H72ZM92 210H91V211H92ZM94 210H95V209H94ZM106 210H107V209H106ZM194 210H195V209H194ZM197 210L199 211V208H198ZM211 210H212V209H211ZM230 210H231V209H230ZM236 210H237V209H236ZM248 210H249V209H248ZM250 210H251V209H250ZM254 210H255V209H254ZM256 210H255L254 213H256ZM155 211H157V210H155ZM186 211H187V209H186ZM188 211H192V210H188ZM206 211H207V210H206ZM208 211H209V210H208ZM218 211H219V210H218ZM225 211H226V210H225ZM234 211H235V206H234ZM259 211L262 212L263 210L260 209ZM98 212H99V211H98ZM157 212H158V211H157ZM193 212H196V210L193 211ZM209 212H210V211H209ZM221 212H222V210H221ZM223 212H224V211H223ZM257 212H258V211H257ZM99 213H100V212H99ZM158 213H159V212H158ZM196 213H197V212H196ZM198 213H199V212H198ZM198 213H197V214H198ZM225 213H226V212H225ZM102 214H103V212H102ZM120 214H121V213H120ZM155 214H157V213H155ZM192 214H193V213H192ZM203 214H204V213H203ZM211 214H212V213H211ZM219 214H220V213H219ZM229 214H230V212L228 213V215H229ZM239 214H240V213H239ZM81 215H82V214H81ZM95 215H99V214H95ZM103 215H105V214H103ZM152 215H153V213H152ZM152 215H150V217H151ZM159 215H160V213L157 214V216H159ZM161 215H162V214H161ZM161 215H160V216H161ZM164 215H165V214H164ZM186 215H187V214H186ZM188 215H190V214H188ZM193 215H194L193 217H195V214H193ZM204 215H205V214H204ZM216 215H217V213H216ZM228 215H223V216H224V217L227 216V217L230 218V215H229V216H228ZM232 215H233V214H232ZM160 216H159V217H160ZM221 216H222V215H221ZM235 216H236V215H234V217H235ZM259 216H260V215H259ZM259 216H258V217H259ZM263 216H264V214H263ZM153 217H154V216H153ZM153 217H152V219H153ZM162 217H163V216H162ZM162 217H161L160 219H162ZM185 217H186V216H185ZM193 217H192V218H193ZM200 217H201V216H200ZM204 217H205V216H204ZM218 217H219V216H218ZM224 217H223V219H224ZM232 217H233V216H232ZM186 218H187V217H186ZM188 218L191 219L190 216H189ZM220 218H221V217H220ZM225 218H226V217H225ZM241 218H242V216H241ZM261 218H263V217H261ZM261 218H259V219L261 220ZM47 219H48V218H47ZM49 219H50V218H49ZM83 219H84V218H83ZM154 219H156V218H154ZM207 219H208V218H207ZM210 219H211V218H210ZM232 219H233V218H231V220H232ZM255 219H256V218H255ZM53 220H54V219H53ZM157 220H159V219H157ZM162 220H163V219H162ZM186 220H187V219H186ZM241 220H243V219H241ZM257 220H258V219H257ZM41 221H42V220H41ZM51 221H52V220H51ZM150 221L152 222L151 219H150ZM150 221H148V222H150ZM164 221H166V220H164ZM171 221H172V220H171ZM189 221H190V220H189ZM204 221H205V220H204ZM208 221H209V220H208ZM154 222H155V220L153 221V223H154ZM160 222L162 223L163 221L160 220ZM168 222H169V221H168ZM173 222H174V221H173ZM205 222H206V221H205ZM218 222H220V221H218ZM225 222H226V221H225ZM225 222H224V223H225ZM243 222L245 223V221H243ZM47 223H48V222H47ZM60 223H61V222H60ZM81 223H82V222H81ZM89 223H90V222H89ZM221 223H222V222H221ZM261 223L263 224V222H261ZM61 224L63 225L64 223H61ZM87 224H88V223H87ZM101 224H102V223H101ZM150 224H151V223H150ZM155 224H157L158 226H157V225H156V226H157V228H159V224H160V223L158 224V223L156 222ZM164 224H165V223H164ZM166 224H167V223H166ZM171 224H174V223L171 222ZM208 224H210V223H208ZM217 224H218V223H217ZM242 224H243V223H242ZM46 225H47V224H46ZM80 225H81V224H80ZM80 225H79V226H80ZM120 225H121V224H120ZM160 225H161V224H160ZM202 225L205 226V223L202 224ZM223 225H224V224H223ZM223 225H222V226H223ZM245 225H246V224H245ZM260 225H261V224H260ZM48 226H49V225H48ZM53 226H54V225H53ZM152 226H153V225H152ZM156 226H155V227H156ZM162 226H163V225H162ZM162 226H161V228H162ZM165 226L168 227V224L165 225ZM165 226H164V228H165ZM203 226H202V227H203ZM242 226H243V225H242ZM40 227H41V226H40ZM170 227H173V226L171 225ZM207 227H209V226L207 225ZM212 227H213V226H212ZM230 227H231V226H230ZM260 227H261V226H260ZM263 227H264V226H263ZM8 228H9V227H8ZM81 228H82V227H81ZM88 228H89V227H88ZM152 228H154V227H152ZM218 228H219V227H218ZM239 228H241V227H239ZM239 228H238V229H239ZM242 228H243V227H242ZM48 229H49V228H48ZM126 229H127V228H126ZM128 229H129V228H128ZM145 229H147V227H145ZM148 229H149V227H148ZM150 229H151V226H150ZM154 229H155V228H154ZM162 229H163V228H162ZM223 229H225V228H223ZM223 229H222V230H223ZM228 229H230V228L228 227ZM231 229H232V228H231ZM231 229H230V231H231ZM235 229H236V228H235ZM260 229H262V228H260ZM91 230H92V229H91ZM156 230H158V229H156ZM165 230H166V229H165ZM165 230H163V231H165ZM214 230H215V229H214ZM218 230H219V229H218ZM222 230H221V231H222ZM241 230H242V229H241ZM73 231H74V230H73ZM77 231H78V230H77ZM145 231H147V230H145ZM159 231H161V230H159ZM159 231H157V232H159ZM215 231H216V230H215ZM221 231H220V232H221ZM36 232H37V231H36ZM87 232H88V231H87ZM143 232H144V231H143ZM166 232H167V231H166ZM168 232H169V231H168ZM226 232H227V231H226ZM226 232H225V230H224V233H226ZM234 232H235V231H234ZM236 232H238V231H236ZM246 232H247V231H246ZM147 233H149V232H147ZM150 233H151V231H150ZM152 233H153V232H152ZM154 233H155V232H154ZM161 233H162V232H161ZM41 234H42V233H41ZM141 234H142V233H141ZM156 234H157V233H156ZM158 234H159V233H158ZM163 234H164V232H163ZM169 234H170V232H169ZM169 234H168V236H169ZM234 234H235V233H234ZM234 234H233V235H234ZM240 234H241V233H240ZM248 234H249V233H248ZM2 235H3V234H2ZM67 235H68V233H67ZM130 235H131V234H130ZM145 235H148V234H145ZM145 235H143V237H144ZM160 235H161V234H160ZM220 235H221V234H220ZM245 235H246V234H245ZM40 236H41V235H40ZM52 236H53V235H52ZM139 236H140V235H139ZM161 236L163 237V235H161ZM168 236H167V237H168ZM231 236H232V235H231ZM249 236H250V235H249ZM5 237H6V236H5ZM5 237H4V239H5ZM43 237H44V236H43ZM143 237H142V238H143ZM153 237H155V235H154ZM153 237H151V238H153ZM157 237H158V235H157ZM162 237H161V238H162ZM187 237H188V236H187ZM189 237H190V236H189ZM218 237H219V234H218ZM218 237H217V238H218ZM233 237H234V236H233ZM263 237H264V236H263ZM142 238H140V239H142ZM147 238H148V237H147ZM158 238H160V237H158ZM158 238H156V239H158ZM164 238H165V237H164ZM223 238H224V237H223ZM251 238H252V237H251ZM53 239H54V238H53ZM129 239H131V238H129ZM138 239H139V238H138ZM185 239H186V238H185ZM190 239H191V238H190ZM190 239H189V240H190ZM229 239H231V238H229ZM232 239H233V238H232ZM237 239H238V238H237ZM31 240H32V239H31ZM151 240H154V238L151 239ZM159 240H160V239H159ZM162 240H163V239H162ZM168 240H169V239H167V240H163V241H168ZM239 240H240V239H239ZM244 240H245V239H244ZM258 240H259V239H258ZM72 241H73V240H72ZM132 241H133V240H132ZM146 241H147V240H146ZM155 241H156V240H154V247H155V245H157L156 247H158V245H162V244H160V243H159V244H155ZM169 241H170V240H169ZM169 241H168V242H169ZM185 241H186V240H185ZM230 241H231V240H230ZM235 241H236V239H235ZM235 241H234L233 244H230V242H229V243L226 244V245H229V244H230V245L232 246V245L235 244ZM118 242H119V240H118ZM133 242H134V241H133ZM133 242H132V243H133ZM156 242L158 243V241H156ZM192 242L195 244L194 240H193ZM219 242H220V241H219ZM231 242H232V241H231ZM237 242H238V241H237ZM239 242H240V241H239ZM250 242H251V241H250ZM255 242L259 243V242L257 241V239H255ZM260 242H261V241H260ZM166 243H167V242H165L164 244H166ZM217 243H218V242H217ZM224 243H225V242H224ZM164 244H163V245H164ZM185 244H186V243H185ZM194 244H193V245H194ZM218 244H219V243H218ZM4 245H5V244H4ZM55 245H56V244H55ZM123 245H124V244H123ZM147 245H148V244H147ZM166 245H167V244H166ZM169 245H171L170 242H169ZM230 245H229V246H230ZM243 245H244V244H243ZM257 245H259V244H257ZM150 246H151V245H150ZM164 246H165V245H164ZM164 246H163V247H164ZM185 246H186V245H185ZM190 246H191V245H190ZM190 246H189V248L192 247V246H191V247H190ZM195 246H196V244L194 245V247H195ZM229 246H228V247H229ZM261 246H262V244H261ZM261 246H260V247H261ZM263 246H264V245H263ZM263 246H262V247H263ZM156 247H155V248H156ZM163 247H162V248H163ZM196 247H197V246H196ZM220 247H221V246H220ZM235 247H236V246H235ZM237 247H238V246H237ZM237 247H236V248H237ZM254 247H255V245H254ZM254 247H253L252 249H254ZM192 248H193V247H192ZM221 248H222V247H221ZM229 248H230V247H229ZM250 248H251V247H250ZM37 249H38V248H37ZM56 249H57V248H56ZM152 249H154V248L152 247ZM152 249H151V250H152ZM195 249H196V248H195ZM223 249H224V248H223ZM226 249H227V248H226ZM240 249H242V248L240 247ZM243 249H244V248H243ZM6 250H7V249H6ZM8 250H9V249H8ZM156 250H159V249L156 248ZM160 250H161V249H160ZM188 250H189V249H188ZM221 250H222V249H221ZM227 250H228V249H227ZM50 251H51V250H50ZM121 251H122V250H121ZM177 251H178V250H177ZM181 251H183V247H182V250H181ZM191 251H192V249L190 250V252H191ZM6 252H7V251H6ZM11 252H13V251H11V249H10L9 255H10ZM19 252H20V251H19ZM41 252H42V251H41ZM51 252H52V251H51ZM51 252H50V253H51ZM160 252H162V251H160ZM178 252H179V251H178ZM219 252H220V251H219ZM226 252H228V251H226ZM226 252H225V253H226ZM235 252H236V251H235ZM238 252H239V251H238ZM244 252H245V251H244ZM38 253H39V252H38ZM179 253H180V252H179ZM183 253H184V251H183ZM183 253H181V255H182ZM192 253H193V252H192ZM222 253H223V252H222ZM228 253H230V251H229ZM7 254H8V253H7ZM7 254H6V255H7ZM22 254H23V253H22ZM22 254H21V255H22ZM189 254L191 255V253H189ZM193 254H194V253H193ZM223 254H224V253H223ZM234 254H235V253H234ZM245 254H246V253H245ZM252 254H253V253H252ZM3 255H4V254H3ZM9 255H8V256H9ZM11 255H12V254H11ZM41 255H42V254H41ZM148 255H149V254H148ZM153 255H154V253H153ZM155 255H157V253H155ZM183 255H184V254H183ZM187 255H188V253L185 254V256H187ZM230 255H231V254H230ZM235 255H236V254H235ZM239 255H241V257H242L243 252H242V254H239ZM248 255H249V254H248ZM259 255H260V254H259ZM263 255H264V253H263ZM118 256H119V255H118ZM185 256H184V257H185ZM192 256H193V255H192ZM215 256H216V255H215ZM218 256H219V255H218ZM220 256H221V255H220ZM220 256H219V260H220ZM226 256H227V255H226ZM236 256H237V255H236ZM236 256H234V257H236ZM243 256H245V255H243ZM4 257H6V256H4ZM188 257H189V256H188ZM209 257H210V256H209ZM237 257H238V256H237ZM248 257H251V256H248ZM9 258H10V257H9ZM34 258H35V257H34ZM51 258H52V257H51ZM117 258H118V257H117ZM151 258H152V257H151ZM157 258H158V256H157ZM196 258H197V257H196ZM196 258H195V259H196ZM223 258H224V257H223ZM256 258H257V257H256ZM256 258H255V259H256ZM262 258H263V256L261 257V259H262ZM3 259L8 260V258H3ZM12 259H13V257H12ZM37 259H39V258H37ZM141 259H142V258H141ZM146 259L148 260V257H146ZM181 259H182V258H181ZM197 259H198V258H197ZM225 259H226V258H225ZM247 259H248V258H247ZM250 259H252V258H250ZM257 259L259 260V257H258ZM144 260H145V259H144ZM159 260H160V259H158V262H159ZM223 260H224V259H223ZM223 260H222V258H221V261H223ZM233 260H234V259L232 258V260H231V261L229 260V261L232 262ZM237 260H238V259H237ZM239 260H240V257H239ZM242 260H244V259H242ZM252 260H253V259H252ZM9 261H14V260H9ZM51 261H52V260H51ZM145 261H146V260H145ZM179 261H180V260H179ZM188 261H189V260H188ZM192 261H193V260H192ZM197 261H198V260H197ZM197 261H195V262H197ZM210 261H211V260H210ZM210 261H209V262H210ZM212 261H213V260H212ZM224 261H225V260H224ZM227 261H228V260H227ZM227 261H225V262H227ZM246 261H247V260H246ZM148 262H149V261H148ZM161 262H162V261H160L159 263H160V264H162V263H163V264H165V263L167 264V262H166L165 260H164L165 263H164V262L161 263ZM184 262H185V260H184ZM193 262H194V261H193ZM195 262H194V263H195ZM254 262H256V261L254 260ZM254 262H253V264H254ZM261 262H262V261H261ZM263 262H264V260H263ZM2 263H3V262H2ZM5 263H6V262H5ZM10 263H11V262H10ZM15 263H16V262H15ZM46 263H47V262H46ZM130 263H131V262H130ZM159 263H158V264H159ZM197 263H198V262H197ZM197 263H196V264H197ZM240 263L242 264V262H238V264H240ZM251 263H252V262H251ZM16 264H17V263H16ZM47 264H48V263H47ZM141 264H142V263H141ZM184 264H185V263H184ZM188 264H189V263H188ZM202 264H203V263H202ZM208 264H209V263H208ZM255 264H256V263H255ZM257 264H258V263H257Z\"/></svg>",
    "mask_w": 264,
    "mask_h": 264
}]
</instances>
